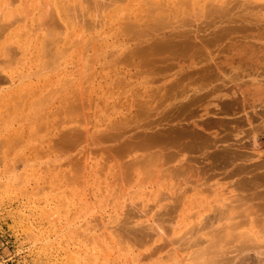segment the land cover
I'll return each mask as SVG.
<instances>
[{"label":"bare ground","instance_id":"1","mask_svg":"<svg viewBox=\"0 0 264 264\" xmlns=\"http://www.w3.org/2000/svg\"><path fill=\"white\" fill-rule=\"evenodd\" d=\"M1 1V0H0ZM4 1V0H3ZM15 0H5L4 2H1L0 4V58L1 59H3L4 60V68H5V71H4V69H1L2 68V60H0L1 62V64H0V69H1V73L2 74H4V72H6V73H8V74H14L15 72H17L18 73V71H20L19 70V67L21 66L20 65V63L21 64H23L24 62H25V60L27 59V62L28 63H30L29 62V60H28V58L25 56V57H22V56H20V54L22 53V54H24L23 52H22V50H23V48H24V52H25V54H27L28 53V55L30 54L29 53V51H27V46L26 45H24L25 43H23V46L24 47H21L22 45L20 44V41H22L23 39L24 40H27V39H25L26 37H23V36H25V34L27 33L26 31H24V30H26L25 29V27L27 28L28 27V25H29V22L30 21H32V24L35 22H37L38 23V21L40 20H38V18H37V14H39L40 16H42L43 18H45V19H47V21H46V23L45 24H43V22H40V24L38 23H36L35 25L36 26H33L34 28L36 27L37 29H38V27H39V25H43V27L46 25V27L48 28L47 29V31H46V33H45V35L46 36H44L43 34V36L42 37H40L41 35L40 34H36L37 36H38V40L36 39V37L37 36H35V38L33 39H31V40H33L34 42V44H37L36 42H38V46L37 45H34V46H32V47H40L39 49H38V51H34L35 52V54L37 55V56H35L34 55V52H31L32 50H34V49H32V47H30L29 49H32V50H30V52L32 53V55L34 56V59L35 58H37L38 59V68L35 66L36 65V62H35V65H34V67L35 68H37L36 70H34L35 68H33V73L34 74H36V71H37V74H38V72H39V75H42V76H44L45 78L43 79V80H41V81H44L43 82V84L41 83V81L38 79V82H37V80L36 81H34L35 83L37 82V83H40L41 85H42V87L41 88H37V87H35L34 85H35V83H34V87L33 88H37V89H35V92H36V94L33 92L34 90L33 89H31V85L29 86V87H27L28 85V83H27V81L29 80V81H31L30 79V77L32 76V80H33V78H35V77H39V75L38 76H34V75H29L31 72H32V70L30 69V73L27 75V72H26V74H25V76H26V78L27 77H29V79L27 80L25 77H24V75L22 76L20 73H16L15 75H18V76H16V78L18 77L19 78V80L21 79V81L23 82L24 81V79L25 80H27L26 82L24 81L23 82V85L24 86H22L21 85V81H20V84H19V87L20 86H22V87H16L15 86V88L13 89V88H11V89H13V90H9V91H5V89H4V91L3 90H1V88H0V107H1V105L3 106V107H5V105L7 106V108H4V109H8L7 111H8V113H11V115H10V117L12 118L13 117V114H12V112H11V109H13L12 108V106H13V104L12 103H14V105H15V103H16V106H17V104H18V106H19V104L20 105H22V104H24V103H22L23 101H21V100H24L25 98V95L24 94H26V93H28V94H26L28 97H32L33 98V100L32 99H30L29 101H31L29 104H30V106H29V104H27L29 101L28 100H26V103L25 104H27L28 106H29V108H30V110L32 111V109L37 105V108H35V109H33V114H35L34 116H32V117H30L31 119H30V121H32V118H35V116H37V110H38V108L40 109L39 111H38V115H39V117L37 116V119H40V123L37 121V119L35 120V123H34V121H32L34 124H36V123H38V124H36V126L34 125V127H33V123L31 122L30 123V129L31 130H35L34 128H36V129H39L38 127H40V131L39 130H37L35 133L37 134L38 132L41 134V133H43V132H41L44 128V126H48V128L50 127L49 125H53V124H55V122H56V119L57 118H60L59 117V115L61 116V115H63V118H60L61 120L63 119L64 120V115L66 114H60V113H63L64 111H63V109H62V111L63 112H61V111H57V113L59 114H57V116H56V118L54 117V115H56V110H60L61 108H63V106L64 105H62V106H60L61 104L60 103H62V101H61V99H64L62 96L65 94L64 92H67L66 94H69V99L67 98V95L65 94L64 96L67 98V102H68V104H67V102H63V104L64 103H66V105H68V107H65L64 108V110H65V112H67V114L68 115H71V117L69 118V120L70 119H72V117L75 115V113H73V112H76V116H74L75 117V119H74V117H73V119H74V123L73 124H75L76 122V124L80 127V126H82V127H68V129L67 130H65V135H63V139H61L62 141V143L61 142H59L61 145H63V144H66V146H68L67 144H71V143H73V142H75V141H77V142H75V143H78L79 141H80V139L81 140H83L84 138V136H87V135H85V134H88V133H86V131H90V130H88L87 128H86V126L85 125H87V127L89 126L88 124H85V123H88L87 122V120L89 119V116L90 115H87L86 116V114H87V112L88 111H90V110H88L89 108L91 109V107L92 106H90V105H92L93 103H92V100H93V93H94V90H92V91H89V90H91L92 89V85H93V82L92 81H95V80H93V77L95 78V75H97V74H95V72L96 71H98V70H94L93 69V67H95L94 65H96L97 64V62H99V64H97V65H102V64H100V63H102V62H104L103 61V59H99V58H102L101 57V55H100V52L101 51H103V50H105V48H107V44H108V47L110 46V42H108V39H105V36L107 35L106 34V32L105 31H103V30H101V31H103V32H99L98 30H97V26L101 23L100 22V20L99 19H101L102 18V16H103V14H104V11L105 10H107V9H109V7H113L114 5H116V9H119V11L118 10H116V12L118 11V13H117V15L118 14H123V15H126L125 17H126V19H127V23H118V25H121L122 24V28H121V30H123V28H125V30H124V32H128L129 34L128 35H130V36H127L128 38H130V40H135L134 42H135V47H133L134 48V50H133V55H132V58H131V56L129 57L130 58V61H132L134 58L133 57H137L138 58V60H137V58H136V61H137V63L138 62H140V63H144V61H145V56H147V54L149 53V55L151 56H154V58L151 60V61H146V63L145 64H147V65H152V66H154V69H157V67L161 64V63H163L164 61H165V58H163V56L164 55H166L167 57L170 55L171 56V58H169L168 60L170 61V59H173L172 57H177L178 56V58H175L174 59V62H173V60L171 61L172 63H175V60L177 59V61H178V59L179 58H183L185 55L186 56H189V59L187 58V59H185L186 61L187 60H193V58H194V56L195 55H198V53L199 52H201L202 50H206V48L204 47V44H205V42L202 40L203 39V37H205V36H207V35H205V33H204V36L202 37V39H198V36L196 37V31H194L193 29L194 28H196V27H194L193 29L191 28L192 27V23L194 22L195 23V21L197 22V21H200V24H201V21H203V20H207L206 21V24H205V26H207L206 28H208L209 29V27H211V26H215V28L213 29V30H211V28L207 31V32H209L210 30H211V32H212V36H211V32L210 33H208V34H210L208 37L210 38V36H211V38H210V40L209 39H206V38H208V37H205L204 38V40L206 39V40H208V43L207 44H209V43H211V41H212V44H213V42H216L217 44H216V46H218V44H220L221 42L224 44H220V46H225V49L227 50L228 48V51H230L231 52V50H230V48L231 49H233L232 51L233 52H235V53H233L232 55H234V57L232 56L231 58L229 57V56H231V55H226L227 54V52L224 54L223 53V48H222V53H220L221 55L222 54H224L225 56H226V58L224 57V55L223 56H221V57H223L225 60H229V59H231V61L230 62H228V64H229V67L227 66V65H225L224 63L226 62V61H224V66L226 67V69L228 70L227 72H226V69L223 67V64H222V60H224V59H222V60H218L217 59V62H219L220 61V67L218 66V64H217V62H215L216 61V59L215 58H213V57H215L216 55H217V53L216 52H218L219 50H216V49H214V50H211L212 52L213 51H215L216 50V52H214L215 53V56H213L214 54H212V52L210 51L209 52V54L211 53L212 54V56H211V58H212V60L215 62L214 64H211V65H209V66H207V68H204L203 67V71L205 72L203 75H202V78L204 79V82H202V84L201 85H199V86H196L195 88H191L190 87V85L189 86H187V87H190V89L188 88V90H187V88L186 89H184L185 88V86H183V91L182 92H171V93H169V94H171L172 96L171 97H169L170 98V101H171V99H173L172 101V103H169V104H165L164 103V109L166 108V107H168V109H170L169 110V112L167 111V112H164V114H167V113H169V115H172V117L173 116H175V117H177L178 118V116H180V117H184V119H183V121H180V119H179V122H176V121H178V119L175 121V123L174 124H172L173 123V121L172 122H170V123H168L169 121H168V119H171V118H168L169 117V115L166 117V118H168V119H165L164 121L166 122L167 121V125H166V123L163 125V124H160L159 126V128L161 129V128H163V126H164V130L162 129V130H152L151 132L150 131H148V132H150L151 134H149V135H147L146 134V132L147 131H143V132H145V136L147 137L148 136V138H149V140L150 141H153V142H155V143H157V142H159V143H161L160 145H165V148H166V146H167V148H166V150H164L165 148H164V146H163V149L162 150H160L161 148H162V146L161 147H157V148H159V150L160 151H167L168 149H171V150H173L172 148L173 147H175L174 149H176V150H174V151H178L177 152V154H178V161H177V163L178 164H180V165H178L177 163H176V161H175V159H176V153H174V154H170L171 153V150H168L166 153H168V152H170V153H168L167 154V159L170 161V164H169V162L167 163L166 162V164H167V166L166 165H164V162L161 160L162 158H163V156H161L159 153H157V151H155L154 149H151V147L153 148V145L150 147L149 146V149H151V151H153L154 150V152H151L150 150V152H148V153H150V154H147L146 153V151L145 150H148V149H146V147H145V145L144 144H141V143H145V141H142L141 143H140V141L138 142V143H140L141 145H142V149H140L141 148V146H139L140 144H138L137 143V145H135V141L134 140H132V141H134V142H131L132 144H130L131 146V149H128L130 152H131V150H133V156L135 157V159L134 158H132L133 156H131L132 155V153H131V157H129L130 158V160H129V158L127 157V155H126V157L122 154L123 152L122 151H125V153L124 154H127V152H128V154H129V151H127V147H129V143H127V141H125V143L123 144V142H122V140L119 142V143H121L122 142V144H120L119 145V143H118V145L120 146V149L122 148V149H124V150H122L121 149V151H120V154H121V156L122 157H120V154L117 152V151H119L120 149H119V146L116 144V138H118V139H120L121 138V136L123 137V139L125 138V135L123 136L122 134L124 133V134H126V133H128V131H130V134L132 133V135H130L131 137H130V139L132 138L133 139V134H135V133H133V131L134 130H136L135 128H128V127H126L127 129H128V131H127V129L126 128H124L123 126H122V124L124 125V126H126L127 125V123L126 124H124L125 122H121L120 120H122V119H120L119 121H115L114 122V126L112 127L111 125V127L110 126H108V127H110V129L109 128H107L108 130H109V132H108V130L106 129V127L105 128H103V129H105V131H106V134H105V136H99V137H95V139L96 140H100V139H106L107 141H106V143L108 142V141H113V140H115L113 143H112V145L115 143L116 145H115V147H117V148H114L115 149V152H116V154H115V152L114 151H112V149H111V151H108L109 153L110 152H113V154H114V156L115 155H117L118 154V156L120 157V158H118V156H116V158L114 157V156H112V154H111V156H109L108 155V153H107V155H105L104 156V154H106V153H104V151L107 149H100V145H96V149H95V147H92V146H94L93 144H94V140L93 141H91V142H93V143H88L89 142V140L87 139V138H89L91 135H89L88 134V136L87 137H85V140H86V142L88 143V145H91L90 146V149H84V150H82V154H83V158L85 157V152H89V150H90V154L91 155H89L90 157H92V151H94L93 149H95L98 153H99V149H100V152L102 151V153H104V154H102L101 153V155H102V158H104L105 157V159H102V161L103 160H105V161H108V160H110V159H115L116 161L114 162V160H112L111 161V164L108 162L107 164H110V165H106V162L104 161V165H100L101 163L103 164V162H101L100 163V161H97V165H100V168H99V166H96L97 168H99V169H97L96 167V169L99 171V172H101V171H103L104 169L106 170V166H108V170H110V169H112V167H110L111 165L112 166H114V163L116 164V166L118 165L117 164V160H118V162H119V165L120 166H118L119 168H116L117 170V172H115V170L114 169H112L111 171L114 173V175L113 176H115V178L116 179H112V175L110 176L109 175V173H111V171H108L107 173H105V175H106V177H111V179L112 180H110V179H108L107 180V182L108 181H115V183L113 182V184L112 183H110V182H108L107 184H105V186H107V188L108 189H110L111 190V186H115V187H118V188H116L117 190H118V193L120 194V191H121V193H122V195L120 196L119 194H117V193H115V194H117V196H115L116 198H120V197H122L121 199H122V201L124 202V204L126 203V200H127V198H128V200L130 201L131 199L129 198L130 196H131V194H132V192H134V191H132V190H127V194H125L124 193V190L127 188V186H129L130 187V185H126V183H123V181L125 182V180L127 181V182H129V181H132L131 179L132 178H134L133 179V181H136L137 180V178H138V176L136 175V179H135V176L134 177H132L131 178V176L133 175H131V173L133 172L134 174H136V172H138L137 170V168H140V174L142 173V174H144L145 176L144 177H147V175L149 174L148 172L149 171H151L152 172V170L153 169H151L152 167H150L151 165L155 168L156 166L155 165H158L159 163H160V161H162L157 167H156V169H154L153 171L155 172H153L154 173V175H156L157 173H159V172H156L161 166H162V163H163V166L165 167H167V168H164L163 166L161 167V168H163V169H167V170H163L164 172H162V170H161V168H160V173L158 174V176H152L153 178H152V181H153V179H154V181L156 182L157 180L155 179V178H157V177H159V178H157V179H160V178H162L161 177V172L163 173V175H166V172L168 173V174H173V175H177V179H179L178 177H179V175H181V174H183L184 173V169H186V167L188 166H186L185 164L183 165V162H184V159L182 158V154L184 153H182V149H186V150H184L185 152H188V150L189 151H201L202 150V152H203V154H206V150L208 151L209 149H215V150H210V152H211V154L209 155V154H206V155H208V158L209 159H214L215 161H216V163H217V161H218V164H215L214 162V165H216L215 166V168L217 169V167L218 166H221L220 167V169L219 170H221V168L223 167L224 168V171H226L225 173H226V175H227V178L226 177H224V178H226L227 179V181L230 179V180H232V178H233V180H234V178H236V180H234V183L232 184V185H235L234 187H236V189L239 191V192H237V191H234L233 189H231V191L229 192V194L227 193L229 190H230V188L229 189H226V190H228L227 192H226V194H228L227 196H225V194H224V192H225V190L223 191V194H224V198L223 197H221V196H223V194H222V192H220V194H222L220 197H221V199H220V203L217 201V205H215V206H211L213 203H211V202H213V201H211L210 203H209V200H207V197L209 196L208 194H210V192H208L206 189H211V192H212V189L214 190V186H219V185H217V182L216 183H214L213 181H214V177L216 176H218L219 175V173H217V172H220V171H218V169H217V171H214V170H216V169H214V166L212 165V167H211V165L209 166V164H208V161H210L208 158H206L207 160H205L204 158H203V156H202V152L199 154L198 153V155H200L199 157H198V160L199 159H203V161L202 162H204V163H202V162H200L199 163V161L197 162L198 163V165H197V163L195 164V165H197L196 166V168L198 169V167L199 168H202V170L201 169H199V170H197L199 173H200V171H203V173H200L199 175H201L200 177H199V175L198 176H196L197 178H198V180H197V182L195 181L196 180V178H195V180H191V181H195V183H194V185H193V187L195 186V187H197V186H201L200 188L198 187V189L197 190H199L200 189V192L199 193H201L202 194V192L203 191H201V188H202V190L204 189V186L206 187V189H204V194L206 193L205 192V190L208 192L205 196H207V197H205V200H204V198H203V201H204V203L206 202V204H204V205H206V206H208L207 204L209 203V206L208 207H210V208H208V207H206V209H203L204 207L203 206H201L200 208L202 209V211L201 210H199L198 212L195 210V212L194 211H191V212H193L192 214L193 215H191V214H186L187 212H189V211H187V209L189 208V205L190 206H197V204L199 203V201L200 200H202V198L201 197H199V198H201V199H198V197H195V195H193V194H195V193H193V194H191V191H190V193H189V191L187 190L188 188H186L185 190H186V192H185V190H183L182 191V194H181V191H180V195L178 196V194H176L177 193V191H179L180 190V187L181 188H183L184 186L183 185H186L185 183H187L188 182V179H189V184H191L190 183V177L187 179V181H186V178H185V175H184V178H182L183 177V175H182V177L180 176V181L178 182L177 181V179L175 180L174 179V177H176V176H173V177H171L172 178V181H174V182H177V184L178 183H181V184H178V186H180V187H178L177 186V184L176 183H173V184H175V186L173 187L172 185H170V184H172L171 182L169 183V184H167V185H170L171 187H173V189H172V191L174 190V192H171V195H173L175 192V194L177 195V197L176 196H174L173 195V197H172V199L175 197V199H174V201H172L171 200V202H170V204L172 203V206H170V207H168L167 208V210L165 211L164 209V214L163 215H165V218H166V216L168 215V214H170V217L171 218H168V220L170 219V221H168L169 223H167V221L165 222L164 220H161V218L163 219L164 217L162 216L161 217V212L162 211H160V215H158V214H156L157 216L155 217L154 215L155 214H152V215H150L151 213H149V212H151V210H152V213L153 212H155V210L156 209H158V208H156L157 206L156 205H153V204H157L158 206H159V202L158 203H155V202H157V201H154V200H156L157 198H158V201L159 200H163V199H161L162 197L163 198H165L163 195L164 194H162V193H157V192H159V191H157L156 192V190L154 191V189H153V191L157 194V196L156 197H154L155 196V193L153 192V197L154 198H151L152 196V194L150 195H148V191L146 192V191H144V194H143V196L142 197H146V195H147V197H149V200L151 201V200H153V201H151V202H154V203H150L149 204V201L148 202H146V200L148 199L147 197V199L145 200V202H140V200L142 199H144V198H141V191H140V197H139V194L137 193L138 192V189H136L135 190V193H133V194H138V196H137V198H138V200H139V205L141 206V203L143 204V203H145V204H149V207H150V205L151 206H153L154 208H156L155 210L154 209H151V210H149V209H147L148 208V206L146 207H143V206H141L140 208H141V210L139 209V206H138V208H137V202H138V200H137V198H136V205H135V209H136V213H134L135 212V209H133L132 210V207L134 208V206H132V207H130V209L132 210V212L130 211V216L131 217H134L133 215L135 214V215H141L140 217H144V214L146 213V215H147V213L152 217V219L149 217V216H147L148 217V219H151L150 221H152L153 219H156L157 218V223L155 224H150V222L148 221V219L146 218V217H144V218H146V219H142V226H140L141 225V222H140V224H138L139 223V220H141L140 218H139V220H137V218L139 217H137L136 218V220L138 221V223L136 222V220L133 218V221L135 220V222L138 224H136L135 222H133V221H130V219L132 220V218L130 217V216H128L129 215V213H128V215H127V213H126V211L127 212H129L128 210L129 209H127L128 207H129V204L131 205H133L134 204V200H135V195L133 196V194H132V197L131 198H133L132 200H131V202H128L129 204L127 205L126 204V206H124V207H126L125 209H126V211L125 212H123L125 209H121L120 211H122V212H119V208H118V206H117V208H118V213H116V214H114V212H115V210L117 209L116 207H114V208H116L115 210H114V208L112 209V210H114V211H112L113 213L112 214H114L111 218H112V220L110 219V217H109V219H106L105 220V218H104V216H102V215H99V216H101V217H99V216H97V217H95V214H94V212L92 211V212H90L89 210L91 209H89V210H87L89 207L88 206H93V208H95V207H97L98 206V204H97V206H94V204L92 205L91 203H90V205H88L87 203H89V202H91V198H89L90 199V201L88 202V201H85L83 198H81L80 199V201H76L75 202V204H77L78 202L79 203H82V204H80V206L81 205H83V207L81 206L80 207V210H81V216H83V213H82V211L84 212V213H87L88 211V213H87V215L88 214H90V213H92V214H94L93 215V217H91V216H89L88 215V217H90V219L91 220H89V219H87L86 220V218H85V220H86V222H82L81 220H80V215H79V217H78V219H76L77 217H75L74 218V216H73V219L74 220H72V217H71V220L72 221H69L70 219H69V217H67V214H69V211H65V212H63L64 211V209H66L69 205H72V206H76V205H74V204H71V201L70 200H72V199H70V198H68V199H70L69 201H70V203H69V201L68 200H66L65 201V199H67V197H66V194L68 193V191L70 192V190L68 189V191L67 192H65L66 194H64L65 195V199H63L64 201H65V203L67 202V204H68V206H67V204H65L63 201H62V204H61V200H62V197H58L57 196V191L56 192H54V193H52V191L54 190V189H56V186L54 185V188L52 187V191H51V193L52 194H56L54 197L57 199V202H56V204H55V198L53 197V195H51L50 194V191H49V195H47L48 193V191L47 192H44V193H46V196H45V194H43L42 196H45V197H42L41 196V198H47L48 196H50L51 197V199H54V201H53V203L55 204V206L57 207V203H58V201H60L59 203L61 204V205H63V208H60V209H63L62 210V213H65L64 214V216H66L65 218H66V221H65V218H64V216L62 217V223L63 224H66V223H68V222H70V223H74V221H75V219L77 220V222H78V220H80L81 221V223H79L78 224V227H77V224H76V227H77V234L76 235H78L80 238H81V236L82 237H84L83 239H85L86 241H89L90 240V243H92L93 245H94V247H93V245L92 246H87V244H88V242H86L85 240H83V242L85 241V243H86V246L88 247V248H95V249H97V248H102L103 247V245H106L107 244V247L108 248H113L114 250H116V247H117V245H119V247H120V245H121V248H128V249H130V252H132V253H130V254H134L133 253V247L135 246V248L137 247L136 245L138 244V246L139 247H137V249H136V251L138 250V248L141 250V248H142V246H143V244H145V242L147 243L148 241L147 240H149V241H151L152 242V239H153V236H155V234H156V240H153L154 241V243H155V241H157V236L159 235V237H158V239H163V238H165L164 236H169V239H168V236L166 237L167 238V240H165V243L164 244H166V246H170V247H172V248H174V250H169L168 248L166 249V253H167V255H166V253L164 254V259L166 258L167 260H168V264H264V159H263V157L261 156V154L263 153V151H260V149H262V148H260V147H263V150H264V146H261L262 144H264L263 142H260L261 141V139H264V136H262V135H264V44H262V42L261 41H259V40H257V38L255 37L254 39L253 38H251V40L253 39V41H250L249 40V38L250 37H252L254 34H252L251 33V31L250 30H248V28L247 27H249V29H250V26H248V25H253L254 26V28L257 30L258 28H256V27H258L256 24H258L257 22H258V19H257V17H255V18H253V16H254V10L253 9H257L258 11H256V12H258V14H259V8L261 9L262 7H264L263 5H256L257 4V2L258 3H262V2H264V1H262V0H257V1H255V0H200L199 2H202L201 4H199V2H194L195 0H177L178 1V3H176V2H173V1H175V0H173V1H171V0H72V1H70V0H50V2L48 1V0H46V1H48L47 2V4H48V6L49 5H53V6H49L50 7V10L48 9V12L50 11V13H49V15H44L43 16V14L41 13V11L42 12H45V10L43 11L42 9H41V11L40 12H38V10H36V19H33L34 18V16L35 15H33L32 13L34 12L35 13V11H34V9L33 8H35V9H39L40 10V7H39V5L41 6V7H43V4H44V9H46L47 7H45V3L43 2L44 0H42V3L43 4H41L38 0V3H40V4H38L37 6L39 7H35V4L34 3H36L35 1H33V0H30V1H28V2H30V4L28 3V5L26 4L27 2H24V3H22L23 2V0H21L22 2H20L19 4H22L21 5V7H19L18 6V8L16 9V11L13 9V11L14 12H12V10H11V12H8L7 11V9L9 10V7H11V5L13 6V2H14ZM17 2H19L20 0H16ZM25 1V0H24ZM52 1V2H51ZM62 1V2H61ZM70 1V2H69ZM241 1V2H240ZM17 2L15 3L16 4V6H17ZM34 2V3H33ZM173 2V3H172ZM246 2V3H245ZM253 2H254V5L256 6V7H254V6H251V5H253ZM256 2V3H255ZM4 5H3V4ZM34 4V7L33 6H31V4ZM14 4V5H15ZM32 4V5H33ZM46 4V5H47ZM62 4H63V6H62ZM263 4V3H262ZM25 7H27L28 6V8H25V9H22V13L20 12V8H23L24 6ZM27 5V6H26ZM195 5H197L195 8H194V6ZM23 6V7H22ZM136 6H138V8H139V15H138V13H137V15L136 16H133V14L136 12H133L132 13V10L133 9H136L137 10V8H135ZM14 7V6H13ZM29 7H33V8H29ZM198 7H199V9H198ZM257 7H259V8H257ZM114 9V8H113ZM18 10V11H17ZM23 10L24 11H26V13H24L23 12ZM32 10V11H31ZM47 10V9H46ZM262 10L264 11V8L263 9H261V11L260 12H262ZM60 11L62 12L61 13V15H60ZM108 11V10H107ZM113 10H111V11H109V12H112ZM16 12V13H15ZM17 12H19L20 14L19 15H17L18 13ZM106 12V11H105ZM109 12H107V14H106V16L107 15H109L107 18H109L110 17V19L112 20V18L111 17H113V13H109ZM116 12H115V14H116ZM29 13L31 14V15H33V20H38V21H34L33 22V20H29L28 18H30L31 16L29 15ZM58 13H59V15H60V17L58 16ZM64 13V14H63ZM125 13V14H124ZM14 14H15V16H17V17H15V19H12V18H14L13 16H14ZM24 15V14H26V15H24V17H28V15H29V17L28 18H26V20L28 21L29 20V22H27L26 23V25L23 27L22 26V23H20L21 21L19 20V18L21 19V17H23L22 15ZM45 14H47L46 12H45ZM130 14H132V15H130ZM261 14V13H260ZM259 14V15H260ZM21 15V16H20ZM65 15V16H64ZM122 15V16H123ZM62 16H64V18L65 17H67V19H68V21H70V19H73L72 21H73V23H74V21H77V25L75 24V26L76 27H74V28H79L78 29V31H80L79 33H78V31H74V33L76 32L77 33V35H76V39H73V37H74V34L73 35H71V37H72V40H70L69 39V37H68V35L69 34H71L68 30H70V29H72V28H70L69 27V29H68V27H67V25L66 24H68L67 23V21L65 22L63 19V17ZM68 16H69V18H68ZM118 16H120V15H118ZM139 16H140V18H139ZM23 17V19H25ZM39 17V16H38ZM48 17V18H47ZM88 17V18H87ZM98 17V18H97ZM144 17H146V21H143L144 23H141L142 21L140 20L141 18H144ZM18 18V19H17ZM39 18H41V17H39ZM42 18V20H45V19H43ZM87 18V19H86ZM104 18V17H103ZM107 18L105 17V19H106V21H108L107 20ZM119 18V17H118ZM118 18H115V19H118ZM11 19V20H10ZM22 19V20H23ZM31 19V18H30ZM62 19V20H61ZM126 19H125V21H126ZM199 19H203V20H199ZM12 20H14L13 22L14 23H17V22H19V24L22 26V28H21V26L20 25H18L19 26V29H21L20 31H21V33H20V31H19V33L20 34H23V35H20L19 33H18V31L16 32V30L15 29H13L12 28V26H13V22H12ZM16 20H18V21H16ZM124 20V19H123ZM263 20V19H262ZM23 21H25V20H23ZM22 21V22H23ZM41 21V20H40ZM105 21V20H104ZM113 21H115L114 19H113ZM124 21V22H125ZM141 21V22H140ZM245 21L247 22V24L245 23ZM26 22V21H25ZM66 24H65V23ZM119 22V21H118ZM123 22V21H122ZM204 23H205V21H203ZM202 22V24H204ZM193 23V24H194ZM250 23V24H249ZM261 22H259V24H260ZM25 24V23H24ZM106 24V25H105ZM105 24H103V25H105V26H108V24H110V22L107 24V22L105 23ZM125 24V25H124ZM201 24V26H203ZM238 24H240V26L238 25ZM244 24V25H243ZM264 24V23H263ZM38 25V26H37ZM80 25V26H79ZM102 25V24H101ZM123 25L125 26V27H123ZM195 26H197L196 24H194ZM245 25H247V26H245ZM256 25V26H255ZM262 27V29H261V31L263 30L264 31V25H262V24H260ZM59 26V27H58ZM77 26H79V27H77ZM204 26V27H205ZM15 27L17 28V26L15 25ZM42 26H40V28H41ZM43 27L41 28V30L43 29ZM57 27H58V29L59 30H57ZM62 27V28H61ZM199 27V26H198ZM197 27V28H198ZM12 28V29H11ZM24 28V29H23ZM32 29V26L30 27H28V29ZM35 28V29H36ZM39 28V29H40ZM54 28H56L55 29V31L57 32H55L54 31ZM99 29L101 28H103V26H101V27H98ZM203 28V27H202ZM202 28H201V30H202ZM259 28H260V26H259ZM18 29V28H17ZM18 29V30H19ZM28 29H27V31H28ZM45 29V28H44ZM199 29V28H198ZM204 29V28H203ZM217 29V30H216ZM66 30H67V33H66ZM106 30V29H105ZM111 30V29H110ZM205 30V29H204ZM203 30V31H204ZM207 30V29H206ZM260 30V29H259ZM22 31H24V32H26L25 34H24V32L22 33ZM29 31H32V32H29V33H33V29L32 30H29ZM37 31V30H36ZM36 31H34V32H36ZM72 30H71V32H73ZM261 32V33H264V32ZM120 32V31H119ZM118 32V33H119ZM122 32V31H121ZM120 32V33H121ZM196 34H195V33ZM198 32V31H197ZM202 32V31H201ZM205 32V31H204ZM238 32H240V33H242V34H245V32L247 33V32H250V34L252 35V36H247L246 34V37H239V34H238V37H239V39H240V41H239V39L236 37V39L237 40H235V42H234V39H235V35H236V33H238ZM16 33H17V35H20L19 37L20 38H18L17 36H15L16 35ZM69 33V34H68ZM85 33L87 34L86 36H84L85 35ZM119 33V34H120ZM200 33V30H199V32H198V34ZM28 34V33H27ZM35 34V33H34ZM34 34H31L32 36H34ZM68 34V35H67ZM79 34H83L82 36L83 37H81V36H79ZM106 34V35H105ZM115 34V33H114ZM207 34V33H206ZM232 34H235L234 35V37H233V41L232 42H234V44L231 42V40H229V37H225V36H230V38L232 37L231 35ZM249 33H248V35H250ZM105 35V36H104ZM117 35V34H116ZM115 35V36H116ZM122 35V34H121ZM125 35H127V33L125 34ZM203 35V34H202ZM262 35V34H261ZM14 36L16 37V38H18L17 40H19L17 43H18V45L21 47V50L19 51V49H20V47H17V44L14 42V41H16V39L14 40ZM26 36H28L27 38L28 39H30L29 38V36H30V34H28V35H26ZM70 36V35H69ZM78 36V37H77ZM109 36V35H108ZM237 36V35H236ZM263 36V39H264V34L262 35ZM261 36V37H262ZM23 37V39H21ZM79 37H81V40H79L80 38ZM107 37V36H106ZM221 37H224L225 39H226V41L227 40H229V42L227 41V42H223V41H218V40H216V38H221ZM247 37H249L247 40L246 39H244V38H247ZM254 37V36H253ZM67 38L69 39V40H67ZM117 38V37H116ZM121 38V37H120ZM21 39V40H20ZM36 39V40H35ZM122 39H123V37H122ZM201 40L200 41V44L199 43H197L196 42V40ZM211 39H215L214 41L213 40H211ZM244 39V40H243ZM255 39H256V41L258 42H256L255 41ZM263 39H261V40H263ZM14 40V41H13ZM74 40V41H73ZM106 40V41H105ZM129 39H128V42L127 43H130L129 41H130ZM221 40H224L223 38L221 39ZM28 42H30L29 40H27ZM70 41V42H69ZM72 41V42H71ZM115 41V40H114ZM118 41V40H117ZM127 41V40H126ZM210 41V42H209ZM237 41H238V43H237ZM15 43V44H13V43ZM67 42H69V43H67ZM76 44V45H73L74 43ZM107 42V43H106ZM133 42V43H134ZM201 42H203V43H201ZM220 42V43H219ZM27 43V42H26ZM63 43H65V44H67V45H72V46H77L78 45V47H76V49H74L72 46L70 47V46H59L58 47V45L59 44H62L63 45ZM113 43V42H112ZM227 43H231L230 45L229 44H227ZM263 43H264V40H263ZM12 44V45H11ZM30 44V43H29ZM28 44V45H29ZM131 44H132V42H131ZM207 44H205V45H207ZM212 44H210V45H212ZM226 44V45H225ZM233 44V45H232ZM31 45H32V42H31ZM113 45V44H112ZM213 45H215V44H213ZM13 46H15V47H13ZM30 46V45H29ZM28 46V47H29ZM126 46V45H125ZM209 45H207V47H208ZM226 46H227V48H226ZM230 46V47H229ZM70 47V48H69ZM80 47V48H79ZM129 47H130V45H129ZM210 47V46H209ZM19 48V49H18ZM72 48H73V50L75 51L76 50V52L78 51V55H76L77 57L78 56H80V58L78 57H76L77 59L75 60V57L72 59V58H66V56H67V54L70 52V54L69 55H72L73 56V53H71V51H73L72 50ZM111 48V47H110ZM123 48V47H122ZM205 48V49H204ZM212 48V47H211ZM221 48V47H220ZM28 49V50H29ZM208 50H209V48H207ZM213 49V48H212ZM71 50V51H70ZM108 50V49H107ZM121 50V49H120ZM129 50V49H128ZM131 50V51H132ZM73 51V52H74ZM119 51V50H118ZM130 51V50H129ZM221 51V50H220ZM90 52V53H89ZM122 52V51H121ZM128 51H126V53H127ZM204 52V51H203ZM230 52H228V53H230ZM5 53H6V55H5ZM10 53V54H9ZM38 53V54H37ZM40 53V54H39ZM75 53V52H74ZM86 53H89V55H87ZM109 53H110V51H109ZM129 53V52H128ZM219 53V52H218ZM10 56H9V55ZM102 54V53H101ZM106 54H108V53H106ZM105 54V55H106ZM140 54H143V55H145V56H143V58H144V61L142 62V60H140L141 58H139L138 57V55H140ZM167 54H169V55H167ZM206 54L207 53H205V56H206ZM220 54H219V56H220ZM69 55L67 56V57H69ZM75 55V54H74ZM100 57H99V56ZM103 55V54H102ZM112 55V54H111ZM121 55V54H120ZM124 57H125V54L123 53L122 54ZM200 55V54H199ZM19 56V57H18ZM31 56V55H30ZM114 56V55H113ZM116 56V55H115ZM119 56V55H118ZM117 56V57H118ZM162 56V57H161ZM181 56V57H180ZM185 56V57H186ZM201 56V55H200ZM199 56V58H197L198 60V62L199 61H201L202 60V62L203 63H205V61L201 58ZM205 56H203V57H205ZM218 56V55H217ZM216 56V57H217ZM227 56H228V59H227ZM236 56V57H235ZM2 57H4V58H2ZM8 59H7V58ZM32 57V56H31ZM86 57H88L87 59H85ZM97 57H98V59H99V61H97L98 59H97ZM24 58H26V59H24ZM113 58H115V57H112V59H111V56H110V58H109V61H110V59H111V63L110 64H114L115 62H116V64H114V65H116L117 66V62H118V64L121 62V60H122V58L123 57H119L118 59H115V60H113ZM129 58H127L128 60H124L127 64H128V62H130L129 61ZM181 58V59H182ZM192 58V59H191ZM201 58V59H200ZM208 58V57H207ZM210 58V59H211ZM218 58V57H217ZM71 59V60H70ZM106 59V58H105ZM219 59H220V57H219ZM5 60H6V62H8V63H5ZM30 60H31V63L30 64H32L33 65V57L32 58H30ZM86 60V61H85ZM164 60V61H163ZM167 60V59H166ZM208 60V59H207ZM35 61H37L36 59H35ZM112 61H114V62H112ZM123 61V60H122ZM163 61V62H162ZM196 61V60H195ZM196 61V62H197ZM26 62V63H27ZM77 62L80 64L79 66L77 65ZM108 62V61H107ZM107 62H105V63H107ZM125 62H123V63H125ZM190 63L189 64H191V61H189ZM194 62V61H193ZM196 62L195 63H192V66H193V64H196ZM26 63L24 64L25 66H26ZM27 63V66H29V64ZM71 63L73 64V63H75V64H73V66L74 65H76V69L74 70L73 68H72V70L71 71H68L67 69H69L70 70V66H68V65H71ZM96 63V64H95ZM133 63V62H132ZM131 63V64H132ZM136 63V62H135ZM167 63H168V61H167ZM201 63V62H200ZM202 63V64H203ZM9 64V65H8ZM108 64V63H107ZM180 64H182V62H180ZM184 64V63H183ZM207 64V63H206ZM227 64V63H226ZM12 66V65H14L15 66V68H14V66H13V69H11L10 68V71L7 69L6 70V68L8 67V66ZM23 65V66H24ZM31 65V66H32ZM114 65H110V66H113L114 67ZM164 65H166V61H165V64ZM169 65H170V63L167 65L168 67H169ZM185 65V64H184ZM203 65H205V64H203ZM5 66H7V67H5ZM24 66V67H25ZM26 66V67H27ZM68 66V67H67ZM103 66L105 67V64H103ZM103 66H101V67H103ZM128 66V65H127ZM139 67H140V65H138ZM144 66V65H143ZM162 66V65H161ZM172 66H173V64H172ZM179 66V65H178ZM177 66V67H178ZM190 66V65H189ZM221 66L224 68V69H222L221 68ZM30 67V66H29ZM125 67V66H124ZM136 67V66H135ZM138 67V68H139ZM147 67V66H146ZM156 67V68H155ZM164 67V66H163ZM168 67H166V69L168 70ZM176 67V66H175ZM174 67V68H175ZM180 67H181V70H183L182 68L184 67V66H181L180 65ZM186 67H188V66H186ZM186 67H184L185 69H186ZM191 67V66H190ZM198 67H199V64H198ZM198 67H197V69H198ZM208 67H210V68H208ZM228 67V68H227ZM20 68H23L22 66L20 67ZM74 68H75V66H74ZM106 68H107V70L109 69V66L107 67L106 66ZM117 68V67H116ZM122 68V67H121ZM126 68V67H125ZM137 68V67H136ZM150 68H151V66H150ZM149 68V69H150ZM153 68V67H152ZM160 68L162 69V67H159V70H160ZM193 69H194V66L192 67ZM195 68H196V66H195ZM200 68H201V65H200ZM27 69V71L29 70L28 68H26ZM25 69V70H26ZM68 71V72H70V74H66L65 76H64V74L63 73H66V71ZM104 69V68H103ZM110 69L113 71V73L114 74H116V73H118L119 71V73H121L120 74V77H119V73H118V76L116 75H114V74H112V76L113 77H117V78H115V79H113V83L115 82L116 84H117V82L119 81V79L120 80H122L123 78H124V74H126L125 72H124V70L123 69H121V70H119L118 72L116 71V69L114 70V68H111L110 67ZM120 69V68H119ZM127 69H129V67L127 68ZM165 68L163 69V73H164V70H166ZM170 69H171V66H170ZM169 69V70H170ZM190 69V68H189ZM221 69L222 70H224L225 72H223V71H221ZM2 70L4 71V72H2ZM18 70V71H17ZM78 70V71H77ZM123 70V74H122V71ZM144 70V69H143ZM158 70V71H159ZM166 70V71H167ZM75 71H77V73H75ZM95 71V72H94ZM110 71V70H109ZM115 71V72H114ZM161 71V70H160ZM165 71V72H166ZM174 71V70H173ZM178 71V69H176V72ZM193 71H195V70H193ZM203 71L201 72V73H203ZM21 72V71H20ZM25 72V71H24ZM67 72V73H68ZM72 72V73H71ZM129 72V71H128ZM148 72H151V69L148 71ZM148 72H146V73H148ZM170 72V71H169ZM182 74H181V73ZM178 71L177 73H175L174 72V74H175V76L177 77V78H175L174 80L172 79V81H174V85L172 84L171 86H172V89L171 90H175V88H176V83H177V81L179 80V79H181L180 78V76L182 77V76H184L185 77V75L187 74L188 75V73L189 72H187L186 74L184 73L183 74V71ZM185 72V71H184ZM198 73H199V71H197ZM5 73V74H6ZM23 73V72H22ZM32 73V74H33ZM98 73V72H97ZM133 73V72H132ZM152 73V72H151ZM154 73H156V72H154ZM154 73H152L153 75H155ZM158 73V72H157ZM157 73H156V75H157ZM200 73V74H201ZM11 74H10V76H11ZM63 74V75H62ZM76 74V75H75ZM127 74H129V73H127ZM131 74V73H130ZM138 74H139V71H138ZM161 74V73H160ZM160 74H158V75H160ZM173 74V75H174ZM190 75H191V73H189ZM62 75V77L63 78H60L61 79V81H59L60 79H59V77ZM123 77H122V76ZM134 75H137V73L135 74V73H133V75L132 76H134ZM145 75V74H144ZM194 75V74H193ZM192 75V76H193ZM0 76H1V74H0ZM6 75H4V77H5ZM9 76V77H10ZM34 76V77H33ZM40 77V78H43V77ZM99 76V75H98ZM131 76V75H130ZM129 75L127 76L128 77V79H132L131 77H130ZM147 76V75H146ZM191 76V77H192ZM195 77H196V75H194ZM2 77V76H1ZM8 77V76H7ZM8 77V78H9ZM13 77V76H12ZM12 77H11V79H12ZM24 77V78H23ZM112 77V78H113ZM125 77H126V75H125ZM130 77V78H129ZM157 77H159V76H157ZM170 77H171V75H170ZM201 77V76H200ZM15 78V77H14ZM119 78V79H118ZM156 78V77H155ZM173 78V77H172ZM192 78H194V77H192ZM23 79V80H22ZM59 79V80H58ZM126 79V78H125ZM124 79V80H125ZM160 79H162V77L160 78H158V79H156V82H157V80L158 81H160ZM185 79V78H184ZM194 79H196V78H194ZM206 79V80H205ZM18 80V81H19ZM112 80V79H111ZM115 80V81H114ZM116 80H118V81H116ZM151 80H153V81H151V82H154L155 81V79H151ZM185 80H187V82H188V79H185ZM185 80H183V81H185ZM197 80V79H196ZM196 80H194V81H196ZM17 81V82H18ZM40 81V82H39ZM150 81V80H149ZM148 81V83H150ZM170 81H171V79H170ZM171 81V82H172ZM181 81H182V79H181ZM189 81H191V80H189ZM207 81V82H206ZM3 82V83H2ZM10 82H12V81H10L9 80V82H5V81H3V80H1L0 81V84L2 83L3 84V86L5 87L6 85H7V83H10ZM17 82H14V83H16V85H17ZM31 82H33V81H31ZM31 82H29V83H31ZM96 82V81H95ZM122 81H119L118 83H121ZM127 82H129L128 80H127ZM192 82V81H191ZM5 83H6V85H5ZM19 83V82H18ZM25 83H26V85H25ZM36 83V86H38V84ZM106 83V82H105ZM114 83V84H115ZM126 83V82H125ZM124 83V84H125ZM155 83V82H154ZM190 83V82H189ZM188 83V84H189ZM198 83V82H197ZM32 84V83H31ZM147 84V83H146ZM182 84V83H181ZM180 84V85H181ZM185 84H187V83H185ZM187 84V85H188ZM195 84V83H194ZM193 84V85H194ZM14 85V84H13ZM40 85V86H41ZM95 85V84H94ZM122 85H123V83H122ZM122 85L121 84H119V86H121L122 87ZM129 85V84H128ZM128 85H126V87L128 86ZM153 85V84H152ZM166 85V84H165ZM182 85H184V84H182ZM197 85V84H196ZM2 86V85H1ZM0 86V87H1ZM39 86V87H40ZM96 86V85H95ZM125 85H123V87H124ZM146 86V85H145ZM149 86V85H148ZM147 86V87H148ZM171 86H168V89H169V92H170V88H171ZM10 87H11V85H10ZM105 87V86H104ZM110 87H111V84H110ZM117 87H118V84H117ZM116 86H114V88H115V91H114V93L116 92V91H120V89H119V87H118V89L116 90V88H117ZM121 88V89H125V87L124 88ZM162 87V86H161ZM170 87V88H169ZM28 89L26 92H24L23 93V91H25L24 89ZM48 88V89H47ZM144 88V87H143ZM150 88V87H149ZM164 88H165V86H163V92H165V93H163L161 90H159V89H157V91H156V89H153V90H155L156 92V95L157 96H160L161 94H159V93H163L164 95L165 94H167L166 93V91H164ZM179 88V87H178ZM41 89H45V91H43V90H41ZM47 89V90H46ZM76 89H78V90H76ZM110 89V88H109ZM160 89H162V88H160ZM180 89V88H179ZM30 90V91H29ZM33 90V91H32ZM108 90V89H107ZM126 90V89H125ZM158 90L160 91V92H158ZM166 90H167V86H166ZM19 91V92H18ZM71 91V92H70ZM100 91V90H99ZM149 91V90H148ZM177 91V90H176ZM23 93V95H22V93ZM42 92H45V93H42ZM77 92V93H76ZM91 93L92 94V97L91 96H88L89 95V93ZM136 93H137V91H135ZM139 93L141 92V90H139L138 91ZM33 93V94H32ZM59 93H61V97L59 98V96H57V95H59ZM63 93V94H62ZM71 93V94H70ZM73 93V94H72ZM87 93H88V95H87ZM152 93V92H151ZM150 93V97H153L152 95H154V94H151ZM154 93V92H153ZM174 93V94H173ZM129 94V93H128ZM148 94H149V92H148ZM148 94H146V95H148ZM30 95H32V96H30ZM33 95H34V97H33ZM70 95H71V98H70ZM96 95V94H95ZM116 95V94H115ZM114 95V96H115ZM131 95H133V94H131ZM131 95H129V97L131 96ZM134 95H135V93H134ZM156 95H154L155 97H156ZM21 96H22V98H24V99H21ZM55 96H57V99L59 98V100H60V102L58 103V102H54V100L56 99V97ZM86 96H88L91 100V102H89L88 101V97H86ZM145 96V95H144ZM167 96V95H166ZM134 97V96H133ZM133 97L131 96V99L133 100ZM161 97H163L162 95H161ZM168 97V96H167ZM167 97H165V98H167ZM34 98H36V99H34ZM65 98V99H66ZM135 98V97H134ZM158 98V97H157ZM178 98V99H177ZM21 99V100H20ZM27 99V98H26ZM56 99V100H57ZM97 99V98H96ZM142 99H144V97L142 98ZM147 99H149L148 97H147ZM146 99V97H145V101H148ZM153 99V98H152ZM152 99H149V101L150 100H152ZM161 98H159V100H160ZM55 100V101H56ZM59 100H57V101H59ZM127 100V99H126ZM130 100V98L128 99V101ZM161 100H164L163 98L161 99ZM160 100V101H161ZM176 100V101H175ZM21 101V102H20ZM25 101V100H24ZM112 101V100H111ZM115 101V100H114ZM135 101V100H134ZM148 101V102H149ZM18 102H20V103H18ZM32 102H34L33 104H32ZM130 103H129V105H131L132 103H131V101H129ZM165 102V101H164ZM167 102H169V99L167 100ZM166 102V103H167ZM54 103H56V104H54ZM90 104L89 106L87 105V104ZM99 103V102H98ZM133 103H135V102H133ZM146 103V102H145ZM150 103V102H149ZM149 103L147 104H140L141 106H139V104H137L138 106H136L135 105V107H139V109L138 108H136V109H138L137 111L139 112V113H141L140 111H143L144 109H145V106L146 105H149ZM151 103L153 104H151V106L149 107L148 106V109H147V106H146V109L144 110L145 112L147 111L148 112V114H147V112L144 114L145 116H147V120L148 121H144L145 123H146V125H150L151 123H153L152 121H151V117L149 116V113L151 114L152 112H149V110L150 111H155L156 112V109H155V107H153L154 105H157V106H160V104L158 105V104H156V102L154 101V103H153V101H151ZM163 103V102H162ZM8 104H12L11 106H9ZM34 104H36L34 107H33V105ZM51 104H52V106H56V105H59L61 108H59V106H56L58 109H54V108H52V109H54L55 111H54V115L53 114H51V115H53V116H49L48 115V117H46L47 115H45V113L44 112H46L47 114L48 113H52V109H51V112H50V110H48V107L50 108V106H51ZM110 104V103H109ZM115 104V103H114ZM49 105V106H48ZM125 105V104H124ZM128 105V106H129ZM134 105V104H133ZM145 105V106H144ZM163 105V104H162ZM161 105V106H162ZM165 105H166V107H165ZM23 107H26L25 105H22ZM51 106V107H52ZM86 106L88 107V111L87 110H85L86 111V113H85V115H84V109L86 108ZM103 106V105H102ZM102 106H101V108H102ZM117 106V105H116ZM132 106V105H131ZM21 107V106H20ZM109 107V106H108ZM115 107V106H114ZM113 107V108H114ZM153 109H152V108ZM170 107V108H169ZM32 108V109H31ZM67 108V109H66ZM96 108V107H95ZM94 108V109H95ZM130 108V107H129ZM140 108H142V110H140ZM150 108V109H149ZM14 109L16 110L17 109V107H14ZM19 109V108H18ZM17 109V111H18V113L20 112L19 110H22V107L18 110ZM70 109V110H69ZM103 109V108H102ZM131 109V108H130ZM5 110V111H6ZM10 110V111H9ZM24 110V109H23ZM22 110V111H23ZM28 111V109H27V107H26V109H25V111H21L20 113L22 114V113H26L27 111ZM34 110H35V112L36 113H34ZM45 110H47V111H45ZM71 110H73L72 112H71ZM4 111V114H8L7 113V111L5 112ZM13 112H14V110H12ZM123 111V110H122ZM131 111V110H130ZM143 111V112H144ZM199 111V112H198ZM1 113H2V110L0 111ZM29 112V111H28ZM45 116V118L43 117V115L41 114V113ZM69 112V113H68ZM70 112H71V114H70ZM114 112V111H113ZM142 112V113H143ZM0 113V114H1ZM40 113V114H39ZM73 113V114H72ZM82 113H83V115H84V117H83V115H82ZM99 113V112H98ZM100 113H102V112H100ZM106 113V112H105ZM117 113V112H116ZM136 113V112H135ZM27 114V113H26ZM30 114V116H31V112H29L28 114H27V116L26 115H24L23 116V118L26 116V118L25 119H29V115ZM32 114V115H33ZM66 114V115H67ZM130 114V113H129ZM153 114H155V113H153ZM196 114V118L194 119V120H190V119H192V117L194 118V115ZM20 115V114H19ZM19 115H16V117L17 118H12V119H10L9 117H6L7 115H4L5 116V119L7 120V118H8V120H11V121H8V122H11V126H12V123H14V121L16 120V119H18V120H16L17 121V124H21L22 126L24 125H27L28 126V124H22V122H21V120L19 119L20 117H18ZM42 117H41V116ZM112 115V114H111ZM117 115V114H116ZM136 115H137V113H136ZM140 116H141V114H139ZM143 115V114H142ZM198 115V116H197ZM3 116V115H2ZM21 116V115H20ZM77 116H78V118H77ZM151 116H152V114H151ZM214 118H213V117ZM51 117V119H52V123H53V121H55L53 124L51 123H47V124H49V125H42V123H44L45 121H49V120H47V118L49 119ZM53 117H54V119L55 120H53ZM66 117V116H65ZM86 117H88V118H86ZM139 117V116H138ZM150 119H149V118ZM21 118H22V116H21ZM45 119V121L44 120H42V119ZM83 118H86V119H83ZM112 118H114V117H112ZM120 118V117H119ZM4 119V118H3ZM4 119V120H5ZM15 119V120H14ZM24 119V123H25V120ZM50 119V120H51ZM60 119H58L57 120V122H58V129H59V127H60V122H64V121H61ZM67 119H68V117H67ZM66 118H65V121H67L66 123H71V121L73 120H67ZM76 119H80V120H85V121H82V123H81V121L80 122H78V120H76ZM133 119V118H132ZM175 119V118H174ZM20 120V121H19ZM75 120H76V122H75ZM90 120V119H89ZM109 120H110V118H109ZM130 120V119H129ZM135 120V119H134ZM149 120L151 121L150 122V124L149 123H147V122H149ZM163 120V119H162ZM172 120V119H171ZM2 121V120H1ZM21 122V123H19V122ZM28 121V120H27ZM27 121H26V123H27ZM37 121V122H36ZM41 121H43V122H41ZM69 121V122H68ZM108 121V120H107ZM132 120H130V121H128V122H131ZM136 121V120H135ZM73 122V121H72ZM83 122H85L84 123V125H81V124H83ZM112 122V121H111ZM122 124H121V123ZM127 122V121H126ZM133 122V121H132ZM1 123V122H0ZM28 123H29V121H28ZM46 123V122H45ZM81 123V124H80ZM101 123V122H100ZM103 123V122H102ZM107 123V122H106ZM142 123H143V121H142ZM145 123H143V125L145 124ZM162 123V122H161ZM164 123V122H163ZM41 124V125H40ZM63 125H64V123H62ZM169 124H170V126H169ZM62 125V126H63ZM65 125H67V124H65ZM64 125V126H65ZM96 125V124H95ZM108 125V124H107ZM128 125H131V124H129L128 123ZM145 125V126H146ZM5 126V125H4ZM21 126V127H22ZM23 126V127H24ZM55 126H57V123H56V125ZM120 126H122L126 131H124V129H120ZM167 126V127H166ZM22 127V128H23ZM53 127V126H52ZM66 127V126H65ZM84 127V128H83ZM94 127V126H93ZM98 127V126H97ZM119 127V128H118ZM20 128V127H19ZM25 128H27L26 130H25ZM25 128H24V130L25 131H27L28 129H29V126L28 127H26L25 126ZM47 128V127H46ZM45 128V129H46ZM47 128V129H48ZM56 128V127H55ZM61 128V127H60ZM71 130H70V129ZM100 130H101V128L100 127H98ZM7 129V128H6ZM63 129H64V127H63ZM82 129H86V130H82ZM90 129V128H89ZM120 129V130H119ZM22 132L24 131V130H22V129H20ZM49 130H51V128L49 129ZM92 130V129H91ZM132 130V131H131ZM29 131V130H28ZM33 131H31V132H33ZM44 131V130H43ZM99 131V130H98ZM105 131H103L104 133H105ZM122 131V132H121ZM124 131V132H123ZM18 132H19V134H20V131H19V129H18ZM51 132H53V131H51ZM90 132H92V131H90ZM89 132V133H90ZM108 132V133H107ZM24 133V132H23ZM30 134V137H31V135H36V134ZM49 133V132H48ZM137 133V132H136ZM221 133H223V134H221ZM15 134H16V132H15ZM25 135H26V132L24 133ZM40 134H38L37 136H38V138L40 137ZM62 134V133H61ZM63 134H64V132H63ZM91 134H94V133H91ZM143 133H141L140 134V132H138V134L136 135V136H138V135H142ZM23 135V134H22ZM55 135V134H54ZM94 135H97L96 133L94 134ZM119 135V136H118ZM127 135V137H128V134H126ZM19 136V135H18ZM18 136H16V137H18ZM42 136V135H41ZM46 136V135H45ZM135 136V137H136ZM144 135H143V138L145 137ZM261 136L263 137V138H261ZM47 137V136H46ZM126 137V138H127ZM134 137V138H135ZM139 137V136H138ZM141 137L142 136H140V139H141ZM145 137V138H146ZM125 138V139H126ZM47 139V138H46ZM54 139V138H53ZM103 139H102V141H100V142H103V143H105V141H103ZM136 139V138H135ZM138 139V138H137ZM79 140V141H78ZM92 140V139H91ZM98 140V141H99ZM128 140V139H127ZM260 140V141H259ZM53 141V140H52ZM149 141V142H150ZM18 142H20V141H18ZM24 142V141H23ZM29 142H30V140H29ZM33 142V141H32ZM47 142V141H46ZM50 142V141H49ZM64 142V143H63ZM81 142V141H80ZM80 142H79V144H80ZM85 141H82L81 142V144H83ZM118 142V141H117ZM137 142V141H136ZM153 142H151L150 144L148 143V140H147V144H146V146L149 144V145H151ZM34 143V142H33ZM57 143H58V141H57ZM110 143V142H109ZM109 143H107V144H105V145H110L111 147H112V145H111V143L109 144ZM133 143H134V147H135V149H137V147H139L137 150L139 151V149L141 150L140 152H141V155L139 154V153H137V150H136V152H134V150L135 149H133L132 148V146H133ZM37 144V143H36ZM41 144V143H40ZM56 144V143H55ZM79 144H76L77 146H79ZM80 144V145H81ZM86 144V143H85ZM96 144V143H95ZM98 144V143H97ZM100 144H102V143H100ZM179 144V145H178ZM75 144H73V148L74 147H77ZM143 145H144V147H145V149H143L144 147H143ZM65 145H63V147L62 148H64V147H66ZM71 146H72V144H71ZM84 146H86V145H84ZM98 146V147H97ZM137 146V147H136ZM11 147V146H10ZM34 147H38L37 145L36 146H34ZM34 147H33V149H34ZM58 147V146H57ZM93 149H92V148ZM172 147V148H171ZM179 147V149L177 150V148ZM68 148H70V145H69V147ZM79 148V147H78ZM81 148V147H80ZM82 148H83V145H82ZM97 148H99V149H97ZM105 148V147H104ZM148 148V147H147ZM155 148V147H154ZM10 149H12V147L10 148ZM36 149V148H35ZM38 149V148H37ZM41 149V150H40ZM40 149H38V150H33L36 154L39 152L40 153V155L42 156H44V154H41V151H42V147L40 148ZM66 149H67V147H66ZM71 149V148H70ZM113 149V150H114ZM118 149V150H117ZM57 150H58V148H57ZM60 150V149H59ZM62 150V149H61ZM61 150H60V152H61ZM86 150V151H85ZM108 150V149H107ZM117 150V151H116ZM143 150V151H142ZM205 150V151H204ZM44 151V152H43ZM43 153H45V155H47L46 154V151H48L47 150V148H44L43 149ZM64 151V150H63ZM62 151V152H63ZM96 151H94L95 153H96ZM70 152V151H69ZM73 152V151H72ZM107 152V151H106ZM144 154H143V153ZM165 152H163V155H166V153ZM173 152V151H172ZM179 152H180V154H179ZM39 153L37 154L38 156H39ZM68 153V152H67ZM81 152H79V154H80ZM98 153H96V155H95V157H97L98 155ZM146 153V154H145ZM165 153V154H164ZM182 153V154H181ZM189 153V152H188ZM191 153V152H190ZM190 153H189V155H190ZM208 153V152H207ZM59 154V153H58ZM138 154V156L139 157H137L136 155ZM144 156H143V155ZM194 154H195V152H194ZM34 155V154H33ZM37 155H35V156H37ZM61 155V154H60ZM65 155V154H64ZM77 155V154H76ZM158 155V156H157ZM30 156V155H29ZM37 156V157H38ZM47 156H49V154L47 155ZM62 156V155H61ZM69 156V155H68ZM74 156V155H73ZM100 156V155H99ZM104 156V157H103ZM109 157L108 159L106 158V157ZM129 156V155H128ZM141 156V157H140ZM160 156V157H159ZM194 157L195 155H192V153H191V156H189V157ZM45 157V156H44ZM75 157V156H74ZM77 157V156H76ZM80 157V158H79ZM78 157V162H77V164L79 165L78 167H80V165H81V168H82V173H83V175L84 174H86V176H85V179L86 180H88L87 178H89V177H91V171L90 170H93V172H94V166L96 165H94V163L93 162H91L92 160H97V159H92L91 161H90V158H88V160L91 162V163H93V168L94 169H91V168H89V166H87V156L85 157V161L83 160V158H82V156L80 155ZM113 157V158H112ZM137 157V158H136ZM158 158L159 160H157L156 161V159H154L153 160V158ZM187 157V156H186ZM192 157V158H193ZM196 157V156H195ZM206 157V156H205ZM46 158V157H45ZM98 158V157H97ZM100 159H101V156L99 157ZM126 158V159H125ZM181 158L183 159V160H181ZM259 158H261V160H256V161H254V159H259ZM52 159H54V158H52ZM52 159L50 158L49 160H48V162H45L46 163V165H44L41 161H40V163H42L41 165H42V167H44V169H45V171L46 172H41L40 171V173H42V177L40 176L41 174H38V173H35V172H37L38 171V169L36 168L38 165H40V163L39 164H37V166H35V168L37 169L36 171H34V173H33V175L34 174H38L41 178H39V179H37V177H34V178H36L38 181H36V179H34L35 180V184L37 183V184H39L40 182H42V184L40 183V186H45V183H47V182H49V184L47 185L46 184V186H45V188L44 187H40V193H41V190L44 188V189H50L51 188V186H50V181H52L53 183H54V181H55V183H56V181H58V182H60L58 179H59V177L60 176H58L57 174H56V171L57 170H61V167H62V163H59V164H62V165H60V166H57L58 164H56V165H53L54 164V162L56 161V159H55V161H53V164L51 163L52 162ZM59 159V158H58ZM80 159H82L81 160V162H83V163H81L80 162ZM123 159H125V160H123ZM132 159V160H131ZM179 159L181 160V161H179ZM194 159V158H193ZM196 159V158H195ZM211 159V160H212ZM27 160H29V159H27ZM32 161H33V159H31ZM51 160V162H49ZM74 160V159H73ZM72 160V161H73ZM154 162H153V161ZM193 162V161H195L196 162V160H193L192 161V159H189V158H187V164L190 162ZM200 160V161H201ZM213 160V161H214ZM30 161V160H29ZM28 161V162H29ZM72 161H71V165H72ZM88 161V162H89ZM125 161V162H124ZM152 161V162H151ZM159 161V162H158ZM172 161V162H171ZM173 161L175 162V165L177 164L178 166H170V165H172V164H174L173 163ZM205 161H207V162H205ZM57 162V161H56ZM55 162V163H56ZM67 162V161H66ZM74 162V161H73ZM80 162V163H79ZM86 162V163H85ZM123 164H122V163ZM156 162V164L154 165V163ZM30 163V162H29ZM36 163V162H35ZM48 163H51L52 165H50V166H52L50 169L48 168V167H46V166H48L47 164ZM69 163V162H68ZM75 163V162H74ZM86 164V166H87V168L86 167H84L83 166V164ZM91 163H88V164H90L91 165ZM208 165H207V164ZM210 164H213L212 163V161H210L209 162ZM31 164V163H30ZM34 164V163H33ZM207 165V166H209V167H207L206 168V170L204 169L203 170V168H205V167H200L201 165ZM27 165V164H26ZM127 165V166H126ZM169 165V166H168ZM190 165H192V163H190ZM189 165V168H190V170L192 169V170H194V172L196 171V168L193 166V167H191ZM203 165V166H204ZM218 165V166H217ZM57 166V167H56ZM64 166H67V165H64ZM63 166V167H64ZM92 166V165H91ZM103 166H105V167H103ZM140 166H142V167H140ZM143 166H145L144 168H143ZM184 166H186V167H184ZM40 166H38V168H39ZM42 167H40L39 168V170L40 169H43ZM60 167V168H59ZM62 167V168H63ZM74 167V166H73ZM101 167H102V169H101ZM115 167V166H114ZM125 168V169H123V170H125L124 172L122 171V168ZM148 167H150V169L148 168ZM229 167H231L230 169H229V171H228V169L227 168H229ZM34 168V169H35ZM58 168V169H57ZM75 169H76V167H74ZM81 168H79L77 171H75L78 175H82V173H81ZM86 168V172H87V170H88V168L90 169L88 172H90V175L88 174V172L87 173H85V169ZM104 168V169H103ZM110 168V169H109ZM143 168V170H144V172L145 173H143V170H142V172H141V169ZM158 168V169H157ZM188 167H187V169H189ZM195 168V169H194ZM208 168H209V170H208ZM213 168V169H212ZM219 168V167H218ZM223 168H222V170H223ZM30 169V168H29ZM47 169H49L51 172L49 173V171L47 170ZM57 169V170H56ZM100 169H101V171H100ZM121 169V170H120ZM147 169V170H146ZM225 169H227V170H225ZM54 170V171H53ZM70 170H72V169H70ZM97 170H95V172H97V173H99ZM133 170V171H132ZM156 170V171H155ZM191 170V171H192ZM210 171L211 173H209V174H211V177L213 178V180H211L210 179V175H208L207 173H208V171ZM221 170V174L220 175H222V173H224V171H222ZM26 171V170H25ZM64 171H65V169H64ZM79 171V172H78ZM120 171V172H119ZM135 171V172H134ZM159 171V170H158ZM188 171V170H187ZM186 171V172H187ZM197 171H196V175H197ZM214 171V172H213ZM229 173H228V172ZM24 172V171H23ZM29 172H31V171H27V175L28 174H30ZM47 172H48V174H47ZM52 172H55V173H53L54 174V176H53V174H51ZM57 172H59V171H57ZM61 172V171H60ZM94 172V173H95ZM104 172H106V171H104ZM103 172V173H104ZM122 172L124 173V175L123 176H125L127 173V175H130L129 177L128 176H126L127 178L126 179H124L123 181H119L120 179H118V177H121L122 175H120V173L122 174ZM131 172V173H130ZM204 172H205V174H204ZM66 177H65V179L66 178H68L67 176L69 175V177L73 180V182H76V184H77V182H79V181H81L82 182V184L84 185V183H85V179H84V176H82V177H80L79 178V181H78V179H76L74 176L75 175H73V176H71L70 174H68L69 172H68V169L66 170ZM72 173V172H71ZM75 173V174H76ZM95 174V175H97V177H99V174ZM190 173V172H189ZM188 173V174H189ZM213 173H217V175L216 174H214L213 175ZM19 173H17V175H18ZM23 174V173H22ZM22 174H19V177L20 178H16L17 179V182L19 181L18 179H23V177H25V173H24V175H22ZM32 174V173H31ZM30 174V175H31ZM44 174H47L48 176H46V175H44ZM62 174L63 175H65V173H63L62 172ZM61 174V176H62V178H63V175ZM73 174V173H72ZM89 175V177H88V175ZM117 174H119V175H117ZM188 174H186V175H188ZM202 174H203V176L204 175H206L207 174V177H209V178H203V176H202ZM29 175V176H30ZM32 175V176H33ZM43 175L45 176L44 178H43ZM58 176V178H57V176ZM94 175V176H95ZM102 175V176H101ZM104 175V176H105ZM150 175V174H149ZM151 175H153V174H151ZM160 175V176H159ZM162 175V176H163ZM219 175V176H220ZM23 176V177H22ZM35 176V175H34ZM37 176V175H36ZM50 176H53L54 178H52V179H50ZM100 176H101V180L103 179V174L101 173L100 174ZM123 176H122V178H123ZM189 176H190V174H189ZM193 176H195V173H194V175ZM225 176V175H224ZM18 177V176H17ZM57 178V180H55L56 178ZM92 177H93V175H92ZM155 177V178H154ZM164 177H166V176H163V181H165L164 180ZM187 177V176H186ZM48 179V180H50V181H48V180H45L46 182H44L43 180L44 179ZM61 178V177H60ZM70 178H68V179H66L67 181H69L70 180ZM73 178H75L77 181H75ZM114 178V177H113ZM129 178V179H128ZM131 178V179H130ZM142 178V177H141ZM140 178V179H141ZM32 179V180H33ZM43 179V180H42ZM64 179V180H65ZM92 179V178H91ZM91 179H89L88 180V182L90 181L91 182ZM96 179V176L94 177V180ZM106 179V178H105ZM144 179V178H143ZM183 179H185V181L183 180ZM199 179H200V181H199ZM205 179H209V180H211V182L210 181H208V180H205ZM220 179H223V177L222 178H220ZM220 179L218 180V181H220ZM24 180H26V181H23V183L25 182H27L28 183V181H30L29 180V177L27 178V176H26V178H24ZM32 180L30 181V184H31V182H32ZM33 180V181H34ZM65 180V181H66ZM101 180H99V181H101ZM119 181V184H118V182L117 181ZM149 180H150V177H149ZM162 180H158L157 182H161L162 183ZM185 182H183V181ZM202 180H204L203 182H201ZM229 180V181H230ZM40 181V182H39ZM64 181V182H65ZM66 181V182H67ZM93 181V180H92ZM98 180L96 179V181H95V183L97 182ZM145 180H143V182H144ZM166 181H169V179H167ZM183 183H182V182ZM200 183H199V182ZM224 181V180H223ZM16 182V183H17ZM80 182V183H81ZM122 182V183H121ZM206 182V183H205ZM214 184H213V183ZM22 183V184H23ZM24 183V184H25ZM68 183H71V180H70V182H67L66 184H68ZM111 185H110V184ZM132 183V182H131ZM146 182H144V184H145ZM149 183V182H148ZM167 183V182H166ZM192 183V184H193ZM202 183H203V185H202ZM210 183H212V186L211 185H209ZM219 183H222L221 181L219 182ZM218 183V184H219ZM223 183H225V182H223ZM32 184H34V183H32ZM36 184V185H37ZM61 184H64L65 185V183H60V185ZM94 184V182L92 183V185ZM99 184V183H98ZM98 184H95V185H98ZM103 184V183H102ZM102 184H101V186H102ZM153 184V183H152ZM183 184V185H182ZM200 184V185H199ZM206 184H208L207 186H206ZM26 185V184H25ZM24 185V186H25ZM28 185H29V183H28ZM36 185H31L32 187H30V185H29V190H27V191H30L31 192V190H33L34 189V187L36 186ZM59 185V184H58ZM58 185H57V187H58ZM69 185V188H70V184H68ZM74 184H72L71 183V186H73ZM83 185H79V183H78V186L79 187H81V186H83ZM86 185H90V189H91V183H86ZM94 185V186H95ZM104 185V184H103ZM108 185H110V186H108ZM118 185V186H117ZM138 185V184H137ZM140 185V184H139ZM143 185V184H142ZM141 185V186H142ZM163 185V187H164V184H162ZM161 185V186H162ZM49 188H48V187ZM67 186V185H66ZM77 186V187H78ZM94 186L92 187V189L94 188ZM119 186H121L120 188H119ZM122 186H126V188L123 190V188H122ZM183 186V187H182ZM203 186V187H202ZM210 186V187H209ZM37 188H39V185L38 186H36ZM47 187V188H46ZM64 187V186H63ZM62 186H59L58 188H63ZM68 187V186H67ZM99 187V186H98ZM112 187V193H113V191L114 192H117V190L115 189V188H113ZM146 187V186H145ZM150 187V186H149ZM166 187V186H165ZM209 187V188H208ZM212 187V188H211ZM26 188H27V185H26ZM32 188V189H31ZM42 188V189H41ZM58 188H57V190H58ZM84 188V187H83ZM86 188H88V187H86ZM104 188H106V187H104ZM103 188V189H104ZM122 188V189H121ZM135 188H137V187H135ZM141 187H139V189H140ZM142 188H143V186H142ZM168 189H165V190H167L168 191V193H169V191H171L170 190V188H169V186L167 187ZM175 188V189H174ZM176 188L178 189V190H176ZM185 188V187H184ZM216 188V187H215ZM22 189H25L24 187H22ZM31 189V190H30ZM91 189V190H92ZM101 189L102 188H100L99 190L101 191ZM103 189H102V194H104V191H103ZM114 189V190H113ZM151 189H152V185H151ZM150 189V190H151ZM196 189V188H195ZM61 189H59V191L58 192H60L61 193V191L62 190H64V188L60 191ZM65 190H67L66 188H65ZM81 190V189H80ZM98 190V189H97ZM99 190L97 191V192H99ZM120 190V191H119ZM134 190V189H133ZM148 190V189H147ZM149 190V191H150ZM182 190V189H181ZM197 190H195V191H197ZM24 192L26 191V189L25 190H23ZM26 191V192H27ZM88 191H90V190H88ZM92 191H95V190H92ZM129 191H130V193H129ZM132 191V192H131ZM219 191H221V189L219 190ZM29 192V193H30ZM42 192H43V190H42ZM64 191H62V193H63ZM77 192V191H76ZM80 192V191H79ZM82 192V191H81ZM105 192H107V191H105ZM146 192V193H145ZM151 192V191H150ZM149 192V193H150ZM151 192V193H152ZM184 192V193H183ZM217 192V191H216ZM215 192V190H214V192H212L213 194H210V196H209V198L210 197H214L215 198V196L217 195V193ZM233 192H235V193H233ZM28 193V194H29ZM34 194H35V196L38 198V199H40L39 198V196H40V193H37V192H33ZM62 193H61V195H62ZM71 193H72V195H71ZM71 193H69L68 195L70 196V197H72L73 196V191L71 190ZM124 193V194H123ZM164 193V192H163ZM167 193V194H168ZM173 193V194H172ZM187 193V195L189 194V198H187L186 197V199H188L187 201L188 202H190L191 203V200H189L190 199V197H191V195H193V198H196V200H194L197 204H194L195 202L193 201V204L194 205H191L190 203H188L187 201H185L186 199H182L183 197L185 198V194ZM214 193L216 194L215 196H214ZM31 194V193H30ZM39 194V195H38ZM42 194V193H41ZM85 194V193H84ZM83 194V195H84ZM91 194H93V192L91 193ZM95 194H97L96 193V191H95ZM108 194V193H107ZM130 196H129V195ZM191 194V195H190ZM197 194H198V191H197ZM26 195H27V193H26ZM31 195H33V194H31ZM38 195V196H37ZM64 195H63V198H64ZM99 195H101V192L99 193ZM125 195V196H124ZM126 195H128L129 197H127ZM165 195H166V193H165ZM170 195V196H171ZM185 195V196H184ZM60 196V195H59ZM87 196V195H86ZM161 198H160V197ZM169 196V195H168ZM169 196V197H170ZM34 198L33 197V199L36 201V199L37 198ZM53 197V198H52ZM84 198H86L85 197V195L83 196ZM97 197H99L98 195H97ZM114 197V198H115ZM124 197V198H123ZM216 197H218V196H216ZM220 197H218V198H220ZM58 198H59V200H58ZM60 198H61V200H60ZM107 198V197H106ZM116 198L114 199V202H115V200H116ZM126 198V199H125ZM139 198H141V199H139ZM168 198V197H167ZM214 198H212L213 200H214ZM217 198V199H218ZM48 199H50V198H47V200ZM96 199V198H95ZM94 199V200H95ZM170 198H168V200H169ZM191 199H192V197H191ZM197 199H198V202H197ZM216 199V198H215ZM216 199V200H217ZM47 200H44V202L46 201L47 202ZM93 200V199H92ZM101 200H103V199H101ZM127 200V201H128ZM167 200V201H168ZM208 201V203H207V201ZM219 200V199H218ZM75 201V200H74ZM74 201H72V203L74 202ZM81 201H83V202H81ZM84 201L85 202H87V203H84ZM121 201V200H120ZM119 201V202H120ZM121 201V202H122ZM183 201V202H182ZM184 201H185V203H184ZM37 202V201H36ZM40 202V201H39ZM42 202V201H41ZM45 202V203H46ZM50 202H52L51 200H50ZM101 203H103L104 205H105V201H100ZM119 202H118V200H116V203H118V205H119ZM120 202V203H121ZM123 202H122V205H124L123 204ZM163 201H161V204L160 205H162L163 203L164 204H168V203H165V202H163ZM45 203H44V205H45ZM53 203H50V204H53ZM58 203V204H59ZM64 203V204H63ZM78 203V204H79ZM96 203H98L97 201H96ZM96 203H95V205H96ZM175 203V204H174ZM184 203V204H183ZM186 203H188V208H187V206L185 205ZM216 203V202H215ZM60 204H59V206H60ZM85 204V205H84ZM185 205V207H186V210L184 209V208H182V206L181 207H179L178 209L180 210H178V209H176L177 207H178V205ZM211 204V205H210ZM220 204V205H219ZM37 205H38V202H37ZM49 205V200H48V204H47V206L46 207H50V206H48ZM64 205H65V208H64ZM86 205H87V209L85 208L86 207ZM102 205V204H101ZM112 205H114L113 203H112ZM111 205V206H112ZM169 205V204H168ZM168 205H166V206H168ZM199 205H201V203L199 204ZM198 205V206H199ZM67 206V207H66ZM71 206V207H72ZM85 206V207H84ZM128 206V207H127ZM156 206V207H155ZM194 207V208H197V209H199L198 207ZM41 207V209L44 207L45 208V206H39V208ZM51 207H53V206H51ZM61 207V206H60ZM70 207V208H71ZM100 207V206H99ZM143 207V208H142ZM153 207H150V208H153ZM162 207H163V205H162ZM36 208H37V206H36ZM35 208V209H36ZM55 208V207H54ZM54 208H52L51 210H53ZM69 208V207H68ZM67 208V209H68ZM83 208H85V209H83ZM101 208H103V207H101ZM100 208V210H102ZM122 208V207H121ZM144 208H146L145 210H144ZM165 208V207H164ZM38 209V208H37ZM41 209H39V211L40 212H42L43 213V211H44V216L45 215H47V213L45 212V210H41ZM161 209V207L159 208V210ZM166 209V208H165ZM182 209V210H181ZM55 210V209H54ZM53 210V211H54ZM57 210H59V209H57ZM69 210V209H68ZM92 210V209H91ZM96 210V209H95ZM97 210L99 211V208L97 207ZM137 210H139L138 212H137ZM146 210H148V211H146ZM177 210V211H176ZM184 210V211H183ZM60 211V210H59ZM79 211V210H78ZM85 211H87V212H85ZM104 211V210H103ZM110 211H111V209H110ZM134 211V212H133ZM178 211L180 212L179 214H181V215H179L180 217H184L185 216V218H183L184 220H181L180 219V221L179 220H177V219H179V216H178V218L177 217H173V215H175V214H173L172 215V213H174V212H176V215H178ZM183 211V212H182ZM185 211H187L186 213H185ZM56 212V211H55ZM55 212H52V213H55ZM61 212V211H60ZM59 212V213H60ZM159 212V211H158ZM190 212V213H191ZM203 212H206L205 214L203 213ZM41 213V214H42ZM58 212H56V215H58L59 214ZM62 213H60V214H62ZM95 213H96V211H95ZM100 214H103L102 212H99ZM108 213H110L111 214V212H109V210H108V212H107V214ZM122 213V214H121ZM126 213V214H125ZM157 213V212H156ZM42 214V215H43ZM60 214H59V216H60ZM105 214H106V212H105ZM123 216V214H124V216L122 217L121 215ZM182 214H185V215H183L182 216ZM98 215V214H97ZM143 215V216H142ZM172 215V216H171ZM188 215H190V218H186V216H188ZM58 216V217H59ZM70 216V215H69ZM78 216V215H77ZM85 216V215H84ZM83 216V217H84ZM107 216V215H106ZM105 216V217H106ZM110 216V215H109ZM121 216V217H120ZM160 216V217H159ZM169 216V215H168ZM167 216V217H168ZM61 217H59V219L61 218ZM124 217H126V218H124ZM159 217V218H158ZM191 217H193V218H191ZM64 218V219H63ZM107 218H108V216H107ZM176 218V219H175ZM67 219H69V220H67ZM186 219V220H185ZM189 219H191L192 221H191V224L190 223H185L184 221H187L188 220V222L190 221ZM42 220V219H41ZM63 220L66 222H63ZM111 220V221H110ZM143 220H145V221H143ZM177 220V221H176ZM107 221V222H106ZM110 221V222H109ZM147 221V222H146ZM143 222H144V224H146V226L145 227H143ZM149 222V224H147ZM154 222V221H153ZM164 222H165V224H166V226L169 224V225H171L172 224V226L173 227H175V228H173V227H169V226H167L168 227V229H169V232L168 233H170V235L168 234V233H166L167 232V227H163V226H165V225H163L164 224ZM30 223V222H29ZM83 223V224H82ZM132 223H135V225L134 224H132V225H134L133 226V229H132V226H131V224ZM171 223V224H170ZM62 224V225H63ZM127 224H129V225H127ZM73 225V224H72ZM71 225V226H72ZM80 225V226H79ZM123 225H125V226H130L131 227V229H127L126 230V232H125V228H127V227H123ZM65 226V225H64ZM67 226H70V224H68ZM66 226V227H67ZM73 226H75V224L73 225ZM118 226V227H117ZM136 226V227H135ZM61 227V226H60ZM116 227H117V229H119L120 231L121 230H123L122 232H121V235L123 234V238L125 237V240L123 239V238H121L122 240H118L120 237H118V236H116L117 234H115V232H117V229H116ZM62 228H63V226H62ZM68 229H70V230H66L67 232L68 231H70L71 233L72 232H74L76 229H71V228H69V227H67ZM121 228V229H120ZM171 228V229H170ZM64 229V228H63ZM66 229V228H65ZM64 229V230H65ZM118 230V232L117 233H119L120 231ZM153 230V232H155L154 234L151 232ZM61 232H63L62 230H61ZM76 232V231H75ZM160 232V233H159ZM69 233V232H68ZM158 233V234H157ZM153 234V235H152ZM64 235V234H63ZM66 235V234H65ZM68 235L69 234H67L66 235V240L67 239H69L70 240V238H67L68 237ZM71 235V234H70ZM74 235H75V233H74ZM120 235V236H121ZM128 235H131V237H129V244H130V246H131V243H134L133 244V246H123L122 247V244H123V242H126V237L128 236ZM152 235V236H151ZM160 235H162V237L160 236ZM44 236V235H43ZM62 236V235H61ZM73 236V235H72ZM132 236L135 238V240H136V242H133V240H132ZM115 237H118V239L117 238H115ZM152 237V239H149V238H151ZM72 238V237H71ZM40 239V238H39ZM49 239V238H48ZM102 239H104V240H102ZM105 239H108L109 240V243L107 242L106 244L104 243V242H106V241H108V240H105ZM115 239H117L118 241L117 242H115L116 240ZM160 239V240H161ZM72 240H75V238L74 239H72ZM92 240V241H91ZM100 240V242H102V244H101V246L99 247L98 245V241ZM124 240V241H123ZM131 240V241H130ZM44 241V240H43ZM46 241V240H45ZM49 241V240H48ZM94 241V242H93ZM111 241V242H110ZM164 241V240H163ZM47 242V241H46ZM83 242L81 243L82 244V247H83ZM116 243L117 245H116V247H115V245L113 246V247H111L112 246V244L113 243ZM131 242V243H130ZM151 242H149V243H147V244H149V247L147 246V247H145L144 248V250H146L147 248H153L154 247V245L157 247L158 246V251L159 250H163L162 248H160V246L158 245V243H155L152 247L150 246V243ZM159 243H160V241H158ZM85 243H84V245H85ZM88 244V245H91V244ZM95 243V244H94ZM114 243V244H115ZM96 244H97V246H96ZM108 244H110V245H108ZM128 243H127V245H129ZM61 246V245H60ZM80 246V245H79ZM85 246V247H86ZM110 246V247H109ZM140 246H141V248H140ZM81 247V246H80ZM81 247V248H82ZM86 247V248H87ZM164 247V246H163ZM169 247V248H170ZM84 248V247H83ZM85 248V249H86ZM87 248V249H88ZM100 248V249H101ZM103 248H106L105 246L103 247ZM160 248V249H159ZM87 249L84 251V252H86L87 251ZM94 249V250H95ZM120 249V248H119ZM155 249V248H154ZM189 249H191V251L190 252H188V251H186V250H189ZM151 250V249H150ZM156 250V249H155ZM155 250H153L154 252H155ZM97 251H98V249H97ZM124 251H125V249H124ZM149 251V250H148ZM158 251H156L154 254H152V251H151V253H150V251H149V253L147 252V251H145V252H147V255H149V257H151L152 255H156V253L158 252ZM169 252V254L171 253V256H168V252ZM184 252L185 254H183V255H180L179 254V252ZM91 252V251H90ZM104 252H107V251H104ZM103 252V253H104ZM116 252V251H115ZM126 252L128 253V251L126 250ZM138 252H139V250H138ZM138 252L137 253H135L134 255H137L138 254ZM141 252V251H140ZM140 252H139V254H140ZM172 252H174V253H172ZM114 253V252H113ZM124 252H123V250H122V254H123ZM142 253V252H141ZM89 254V253H88ZM87 254V256H85V257H87L86 259H88V257L89 258H92V261H91V259H89L88 261H90V263H88V264H94V262H93V259L95 258V256L93 255H88ZM117 254V253H116ZM116 254H114V256H117ZM125 254V253H124ZM145 254V255H144ZM142 253V255H144V257H146L147 258V255H146V253ZM150 254H152V255H150ZM86 255V254H85ZM102 255H104L105 256V254H102ZM112 255V254H111ZM120 255V254H119ZM117 256L118 257V259H120V257H122L123 255H121V256ZM128 255V254H127ZM127 255H125V257H126V259H128L129 261H127L126 259H125V257H124V259H125V261L128 263V262H130L129 264H132L134 261L136 262V264H137V261L141 258H143L142 257V255L140 254L139 255V259H137L138 258V256H137V258H135V260H134V258H133V256H127ZM128 257V258H127ZM129 257L131 258H133V260H132V258L131 259H129ZM163 257V256H162ZM161 257V259L162 260H164L163 258ZM81 258V257H80ZM114 258V261L113 260H111V264H114L113 262H115V264H124V263H120V261H118V263L115 261L117 258H115V257H112V259ZM101 259V258H100ZM140 259V260H141ZM82 260V258L80 259V261ZM83 260H85V258L83 259ZM110 260V259H109ZM109 260L107 259L106 261L108 262V263H106V262H104V260H102L104 263H100V260H99V264H109ZM143 260V259H142ZM101 261V262H102ZM121 261H123L124 262V260H121ZM82 262V261H81ZM92 262V263H91ZM125 262V264H127ZM132 262V263H131ZM134 262V263H135ZM170 262V263H169ZM79 263V262H78ZM84 263V262H83ZM82 263V264H83ZM140 264L142 263L141 261L139 262ZM81 264V263H80ZM142 264H144V263H142ZM153 264V263H152Z\"/></svg>","mask_w":264,"mask_h":264},{"label":"rangeland","instance_id":"2","mask_svg":"<svg viewBox=\"0 0 264 264\" xmlns=\"http://www.w3.org/2000/svg\"><path fill=\"white\" fill-rule=\"evenodd\" d=\"M4 1H5V0H4ZM4 1L1 0L0 3H1V2H4ZM28 1H30V0H25V1L23 0V2H22L21 0H20L19 2H17V1L15 0V1L13 2V6H14V7L11 5V7H9V10L7 9V11H8V12H11V10H12V12H14L13 9L16 11V9L18 8V6L21 7L22 4H19L20 2H22V3L27 2L26 4L28 5V3L30 4V2H28ZM33 1L36 2V3L33 2V3L35 4V7H38L37 5L40 4V3L43 4V3H42V0H38L39 2L41 1L40 3H38L37 0H33ZM48 1L50 2V0H48ZM48 1H46V0L43 1V2L45 3V7L48 6V4H47ZM52 1H53V0H52ZM52 1H51V2H52ZM63 1H64V0H63ZM66 1H67V0H66ZM70 1H72V0H70ZM70 1H69V2H70ZM171 1H173V0H171ZM199 1H200V0H195L194 2H199ZM243 1H244V0H243ZM251 1H252V0H251ZM255 1H257V0H255ZM262 1H264V0H262ZM16 2H17V6H16V4H15ZM61 2H62V1H61ZM173 2L178 3L177 0H175V1H173ZM173 2H172V3H173ZM240 2H241V1H240ZM4 3H5V2H4ZM33 3H32V4H33ZM37 3H38V4H37ZM201 3H202V2H199V4H201ZM245 3H246V2H245ZM255 3H256V2H255ZM262 3H263V4H262ZM262 3H258V2H257L256 5H258V4L260 5V4H261V5L264 6V2H262ZM2 4H3V3H2ZM14 4H15V5H14ZM32 4H31V6L34 7V4H33V5H32ZM46 4H47V5H46ZM0 5H1V4H0ZM3 5H4V4H3ZM27 5H26V6H27ZM23 6H24V5H23ZM23 6H22V7H23ZM28 6H29V5H28ZM28 6H27V7L24 6L23 8H20V9H21L20 12L22 11V9L28 8ZM41 6H42V5H41ZM41 6L39 5L40 10H39V9H35V8H33V7H29V8H30V9H31V8L34 9L35 13L33 12V13H32L33 15H35V14L37 13L36 10H38V12H40L41 9H42L43 11L45 10V12L47 13V14H45V12H42V11H41V13L43 14V16H44V15H46V16L49 15V13H50V11L48 12V9L50 10V7H49V6H53V5H49V6L46 8L47 10L44 9V4H43V7H41ZM62 6H63V4H62ZM196 6H197V5H195L194 8H195ZM251 6L256 7V6L254 5V2H253V5H251ZM16 7H17V8H16ZM39 7H38V8H39ZM12 8H13V9H12ZM113 8H114V9H113ZM116 8H117L116 5H114L113 7H109V9H107L108 11L105 10L106 12L104 11V14H103L102 18L99 19L101 23L97 26V30H98L99 32H103V31L106 32L107 35H106V34H105V35H106L107 37L104 35V36H105V39H108V42H110L111 44H110L109 47H108V44H107V45H106L107 48H105V50H103V51L100 52V55H101L102 58H99V59H100V60L103 59V61H104V62L100 63V64H102V65H97V64H99V62H97V64L95 63L96 65H94L95 67H93V69H94L95 71L98 70V71H96V72L94 71L95 74H97V75H95V78L93 77V80H95L96 78H97V79L95 80L96 82H95V81H92V82H93V85H92L93 87H92L91 90H89V91L94 90V93H93V100H92V103H93V104H92V105H90L89 103L87 104L88 106H89V105L92 106L91 109H90V108L88 109L87 106H86V108L84 109V111L87 110V109L90 110V111L87 110L88 112H87V114H86V116H87V115H90V116H89V119H90V120L88 119V120H87L88 123H85L86 121L83 120V119H86V118H88V117L83 118L82 120H80V119H79V120L76 119V120H78V122L81 121V123H82V121H85V122H83V124L80 123L81 125H84V123L89 125L88 127H87V125H85V126H86V128H87L88 130H90V131H92V132L89 131V132H90V133H89L88 131H86V133H88V134L91 135V136L89 137L88 134H85V135H87V136L89 137V138H87V139L89 140V142L87 141L89 144H90V143H93V142H91V141L94 140V144H93L94 146H92V147H95V149H96V145H100V146H101V147H100L101 150H102V149L104 150V149H106V148L108 149V150L106 149V150L104 151V153H106V154H104V153H102V151L100 152V149H99V148H97V149H99V153H98L95 149H93V148L91 147L94 151H96V153H98V154H97V155H98V156H97L98 158L95 157L96 153H95L94 151H92V157L89 156V155H91V154H90V153H91L90 150H89L90 153H89L88 151L85 152L84 155H85V157L87 156V158H86V159H87V166H89V168L92 167L91 169H94L96 166H99V168H100V165H104V161L106 160L104 156L107 155V153H108V155L110 154L109 156H111V154H112V156H114L113 152H110V153H109L108 151H111V149H112V151L115 152V149H114V148H117V147H115V145H116V144L118 145V143H119L121 140H122L123 144L125 143V141H127V143H129V147L126 148L127 151H129L128 149H131V147H130V146H131L130 144H132L131 142H134V141H135L134 143H135V145H137V143H138L139 141H140V143H141L142 141H145V143L143 142V143H141V144H144L145 147H146V149H148V150H145L146 153H147V154H150L151 152H154V150L157 151V153H159L161 156H163V158H162L161 160L164 162V165L167 166L166 162H167V163L169 162V164H170V161H169L166 157H167V154L170 153V152H168V153H166V152H167L168 150H171V149H168L166 152H165V151H160V150L163 149V146H164V148H165V145L162 146V145H160L161 143H159V142L155 143V142H153V141H150L149 138H148V136L146 137L145 135H146V134H147V135L151 134V133H152V132H151L152 130H153V131H154V130L156 131L157 129L159 130V129H160L159 127L161 126L160 124H163V125H164V124L166 123V125H167V121H166V122L164 121L165 119L171 118L172 120H171V119H168V121L170 120L168 123H170V122L173 121L172 124H174L175 121H176L177 119H178V121H176V122H179V119H180V121H183L184 117H180V116H178V118L175 117V116L172 117V115H169V113H167V114L169 115V117L166 118L168 115H167V114H164V112H167V111L169 112V110H170V109H168V107H166V105L169 104V103H172V102H173L172 100L174 99V98H173V99H171V101H170V98H169V97H171L172 95L169 94V93H171V92H182V91H183L184 89H186V88H187V90H188V88L190 89V87H191V88H195L196 86L201 85L202 82H204V79L202 78V75L206 72V71L204 72V71L202 70L203 67H204V68H207V66H209V65H211V64H214L215 62H217V59H218V60H222V59H224V58L221 57V56H223V55L228 51L229 48L226 50V49H225V46H224V47H223V46H220V44H221L222 42H221V43L219 42L220 44H218V46H216V44H217L216 42H213V44H215V45H213V44H212V41H211V43L207 44V43H208V40H206V39H209V40H210V38H211V36H212V32H211V30H213V29L215 28V26H211V27H209V29L211 28V30H210L209 32H207V31L209 30L208 28H206L207 26H205L207 20L199 19V20H203V21H205V23H204L203 21H201V24H202V22L204 23V24H202L203 26H201L200 21H197V22L195 21V23H194V22H193V23L196 24V25L198 24V25L195 26V25L192 23V27H191V28L193 29L194 27H196V28H194L193 30L196 31L197 34H196L195 32H194V33L196 34V37L198 36V39H202V37L204 36V33H205V35H207V36H205V37H208V36L210 35V34H208V33L211 32V36H210V38L208 37V38H206V39L204 40L205 37H203V39H202L204 42L206 41L207 43L205 42V44L209 45L210 47H209V46L207 47V45L204 44V47L206 48V50H202L201 52L198 53V55H195L194 58H193V60H187V61H186L185 59H187V58L189 59V56H186V55H185L186 57L184 56V57L182 58V57L180 56L182 59L179 58L178 61H177V59H176V60H175V63H172L171 61L173 60V62H174V59H175V58H178V56L175 57V58L172 57L173 59H170V61H169L168 59L171 58V56H170L169 54H167V55H169V56H168L169 58H168L166 55L163 56V58L166 57V58H165L166 65H164V64H165V61L163 60L164 62L162 61L163 63H161V64L157 67V69H154V66H152V65H150V66H151V68H150L149 65L145 64L146 61H151V60L154 58V56H152V55L150 56L149 53L147 54V56H145L146 54H145V55H143V54L138 55V57L141 58L140 60H142V62L144 61L143 56L146 57L144 63H140V62L137 63V61H136V58H137V57H133L134 59H133L132 61H130V58H129V57L131 56V58H132L133 50H134L133 47H135V46H134V45H135V42H134L135 40H134V39H133V40H130V38L127 37V36H130V35H128V34H129L128 32H124L125 28H123V30H121V28H122V27H121L122 24H121V25H118V23H127V19H126V17H125L126 15L118 14V15H120V16H118L117 13H118L119 9H116ZM135 8H137V10H136V9H133V10H132V13L136 11V12L133 14V16H136L137 13H138V15H139V11H138L139 8H138V6H136ZM196 8H197V7H196ZM257 8H259V7H257ZM263 8H264V7H262L261 9H263ZM18 9H19V8H18ZM198 9H199V7H198ZM261 9L259 8L260 11H261ZM111 10H113V11H112V12H109V11H111ZM116 10H118V11L116 12ZM253 10H254V11H253V12H254V16H253V18L257 17V19H258V22H257V23H258V24H256V25H257V26L259 25L260 28H259V26H258V27H256V28H258V29L256 30V29L254 28L253 25H248V26H250V29H249V27H247V28H248V30L251 31L252 34H254V35H253L254 37L250 34V32H247V33L245 32V34H246L247 36H252V37H250V38L247 37V38H244V39L247 40V39L249 38L250 41H253V39L256 37L257 40L261 41L262 44H264V43H263V40H264V39H263V36H262L264 33H261L263 30L261 31V29H262L261 27H262V26L260 25V24L264 25V24H263V23H264V11H263V10H262V12L259 11V14L261 13V14L259 15L258 12H256V11H258L257 9H256V10L253 9ZM17 11H18V10H17ZM31 11H32V10H31ZM12 12H11V13H12ZM23 12L26 13V11H24V10H23ZM107 12H109V13H113V12H114V13H113V14H114L113 17H111L112 20L110 19V17L107 18V17L109 16V15L106 16ZM115 12H116V14H115ZM15 13H16V12H15ZM17 13H18L17 15L20 14L19 12H17ZM21 13H22V12H21ZM61 13H62V12L60 11V15H61ZM63 14H64V13H63ZM124 14H125V13H124ZM21 15H22V14H21ZM21 15H20V16H21ZM24 15H26V14H24ZM24 15H22V16L24 17ZM29 15L31 16V17H30L31 19L28 18ZM29 15H28V17H24L25 19H23V17H21V19L19 18V20L21 21L20 23H22V26H23V27L26 25L27 22H29V20L36 19V18H35L36 15L34 16V18H33V15H31L30 13H29ZM60 15H59V13H58V16H59V17H60ZM122 15H123V16H122ZM130 15H132V14H130ZM38 16L41 17V18H39ZM64 16H65V15H64ZM64 16H62V17L64 18ZM13 17H14V18H12V19H15V17H17V16H15V14H14ZM44 17H45V16H44ZM103 17H104V18H103ZM105 17L107 18L108 21H106ZM118 17H119V18H118ZM26 18H28L29 20L27 21ZM32 18H33V19H32ZM37 18H38V20L40 19L41 21H40V20H39V21H38V20H33V22H34V21H38L39 24H40V22H43V24H45L46 21H47V19L43 18V17L40 16L39 14H37ZM42 18L45 19V20H42ZM47 18H48V17H47ZM68 18H69V16H68ZM87 18H88V17H87ZM87 18H86V19H87ZM97 18H98V17H97ZM115 18H118V19H115ZM139 18H140V16H139ZM17 19H18V18H17ZM22 19L25 20L26 22L23 21ZM69 19H70V18H69ZM113 19H114L115 21H113ZM123 19H124V20H123ZM125 19H126V21H125ZM145 19H146V17L141 18L140 20H141L142 22H141V21H140V22H141V23H144L143 21H146ZM255 19H256V18H255ZM262 19H263V20H262ZM10 20H11V19H10ZM61 20H62V19H61ZM63 20H64V21H65V20L67 21L68 24L65 23L66 21H65L64 23L67 25L68 29H69V27L72 28V29L68 30V31L71 33V34L68 33L70 36L67 34L68 37H69V39L72 40L71 35H73V34H74L73 39H76V35H77V33H76V32L74 33V31H75V30L78 31L79 28H74V27H76L75 24L77 25V21H74V23H73V21H72L73 19H70V21H68L67 17H65ZM104 20H105V21H104ZM13 21H14V20H12V22H13ZM16 21H18V20H16ZM22 21H23V22H22ZM118 21H119V22H118ZM122 21H123V22H122ZM124 21H125V22H124ZM14 22H15V21H14ZM14 22H13V23H14ZM106 22H107V24L110 22V24H108V26H105V25H106V24H105ZM259 22H261V23L259 24ZM24 23H25V24H24ZM36 23H37V22H36ZM36 23L34 22V23L32 24V21H30V22H29V25H28V27H29V26H30V27L32 26L33 33H29V32H32V31H29V30H32V29H30V28L28 29V27H27V28L25 27L26 30H24V31H26L28 34H30V36H29L30 39H28V38H27L28 36H26V35H28V34H27L26 32H24V31H22V33H23V32H24V34L26 33L25 36H23V37H26L25 39L29 40L30 42H28L27 40H24L23 37L21 38V39H23V40L20 41V44L22 45L21 47H24V46H23V43H25L24 45L27 46L26 49H27V51H29V53H30L29 55H28V53L25 54V52H24L25 50H24V48H23L22 52H23L24 54L21 53L20 56H22V55H23L22 57H25V56H26V57L28 58V60H29L30 63H31L30 58L33 57V62H32L33 65L30 64V63H28V62H27V59L24 58V59H26L25 62H24L23 64L20 63V65H21L23 68H20L21 66L19 67V70L21 69V70H20L21 72L17 70L18 73H20L22 76L24 75L25 78H26V76H25L26 72H27V75L31 72L30 69L32 70V72H31L29 75H34V76H38V75H39V72H38V74H37V71H36V74L33 73V72H34V71H33V68H35V67H34L35 62H36V65H35V66H36V67L38 66V65H37V64H38V59L35 58V59L37 60V61H35L34 56L32 55L31 52H34L35 50L38 51V49H39L40 47H37V46H38V42H36L37 44H34L35 42H34L33 40H31V39H32V38L34 39L35 36H37L38 34L41 35L40 37H42L43 35L46 36L45 33H46V31H47L48 28L46 27V25H45L44 27H43V25H39L38 29H37L36 27H35V28H36V29H35L33 26H36V25H35ZM38 23H37V24H38ZM245 23L247 24L246 21H245ZM27 24H28V23H27ZM101 24H102V25H101ZM103 24H105V25H103ZM249 24H250V23H249ZM15 25H16L17 28L19 29V26H18V25H20L19 22L14 23L13 26H12V28L15 29L16 32L18 31V33H19V31H20L21 29L18 30V29L15 27ZM124 25H125V24H124ZM124 25H123V27H125ZM238 25L240 26V24H238ZM243 25H244V24H243ZM256 25H255V26H256ZM20 26H21V25H20ZM22 26H21V28H22ZM26 26H27V25H26ZM37 26H38V25H37ZM40 26L43 27L42 30H41L42 27L40 28ZM73 26H74V27H73ZM79 26H80V25H79ZM79 26H77V27H79ZM101 26H103V28H102V29H101V28L99 29L98 27H101ZM193 26H194V27H193ZM198 26H199V27H198ZM204 26H205V27H204ZM245 26H247V25H245ZM58 27H59V26H58ZM58 27H57V30H59ZM120 27H121V28H120ZM197 27H198L199 29H198ZM202 27H203L205 30H204ZM263 27H264V26H263ZM12 28H11V29H12ZM39 28H40V29H39ZM44 28H45V29H44ZM61 28H62V27H61ZM201 28H202V30H201ZM23 29H24V28H23ZM27 29H28V31H27ZM55 29H56V28H54V31H55ZM103 29H104V30H103ZM105 29H106V30H105ZM110 29H111V30H110ZM206 29H207V30H206ZM259 29H260V30H259ZM36 30H37V31H36ZM45 30H46V31H45ZM71 30H72V31L74 30V31L71 32ZM101 30H103V31H101ZM199 30H200V33L198 34ZM203 30H204L205 32H204ZM216 30H217V29H216ZM34 31H36V32H34ZM119 31H120V32L122 31V32L120 33ZM125 31H126V30H125ZM197 31H198V32H197ZM201 31H202V32H201ZM38 32H39V33H38ZM55 32H56V31H55ZM79 32H80V31H78V33H79ZM118 32H119L120 34H119ZM263 32H264V31H263ZM20 33H21V31H20ZM20 33H19V34H20ZM34 33H35V34H34ZM37 33H38V34H37ZM56 33H57V32H56ZM66 33H67V30H66ZM72 33H73V34H72ZM103 33H104V32H103ZM114 33H115V34H114ZM126 33H127V35H125ZM206 33H207V34H206ZM239 33H240V32L236 33L237 36H236L235 34H232V35H231V36H232L231 38H230V36H225V37H226V38L229 37V40H231V42L233 41V37H234V35H235L234 42H235V40H237L236 37H237L238 39H239L240 36H241V37H242V36H243V37H246L245 34H242V33L239 34ZM248 33H249L250 35H248ZM31 34H34V36H32ZM36 34H37V35H36ZM42 34H43V35H42ZM75 34H76V35H75ZM116 34H117V35H116ZM121 34H122V35H121ZM202 34H203V35H202ZM238 34H239V37H238ZM261 34H262V35H261ZM20 35H23V34H20ZM20 35H17V33H16L15 36H17L18 38H20V37H19ZM82 35H83V34H79V36L83 37ZM86 35H87V34L85 33L84 36H86ZM108 35H109V36H108ZM115 35H116V36H115ZM15 36H14V40L16 39V41H14V40H13V41L17 44V47H20V46L18 45V43H17L19 40H17L18 38H16ZM261 36H262V37H261ZM77 37H78V36H77ZM81 37H79V38H80L79 40H81ZM116 37H117V38H116ZM120 37H121V38H120ZM122 37H123V39H122ZM222 38H223L224 40H221ZM251 38H253V39L251 40ZM21 39H20V40H21ZM36 39H37V40L39 39L38 36L36 37ZM36 39H35V40H36ZM69 39L67 38V40H69ZM128 39L130 40V41H129L130 43H127V42H128ZM198 39L196 40V42L200 44V41H201V40H198ZM244 39H243V40H244ZM261 39H263V40H261ZM114 40H115V41H114ZM117 40H118V41H117ZM126 40H127V41H126ZM211 40L214 41L215 39H211ZM216 40H218V41H223V42H227V41L229 42V40L226 41V39H225L224 37H221V38H219V39L216 38ZM73 41H74V40H73ZM105 41H106V40H105ZM239 41H240V39H239ZM255 41H256V39H255ZM259 41H258V42H259ZM22 42H23V43H22ZM26 42H27V43H26ZM31 42H32V45H31ZM33 42H34V43H33ZM69 42H70V41H69ZM69 42H67V43H69ZM71 42H72V41H71ZM112 42H113V43H112ZM131 42H132V44H131ZM133 42H134V43H133ZM209 42H210V41H209ZM234 42H232V43L234 44ZM256 42H257V41H256ZM258 42H257V43H258ZM12 43H13V42H12ZM15 43H13V44H15ZM29 43H30V44H29ZM73 43H74V42H73ZM106 43H107V42H106ZM201 43H203V42H201ZM235 43H236V42H235ZM237 43H238V41H237ZM16 44H15V45H16ZM28 44H29L30 46H29ZM112 44H113V45H112ZM210 44H212V45H210ZM222 44H223V43H222ZM222 44H221V45H222ZM227 44H229V43H227ZM230 44H231V43H230ZM230 44H229V45H230ZM233 44H232V45H233ZM11 45H12V44H11ZM34 45H37V46L34 48V47H32V46H34ZM65 45H66L67 47L70 46V45H67V44L63 43V45H62V44H59L58 47H59V46H63V47H64ZM73 45H76V44L74 43ZM125 45H126V46H125ZM129 45H130V47H129ZM223 45H224V44H223ZM225 45H226V44H225ZM28 46H29V47H28ZM71 46H72V45H71ZM71 46H70V47H71ZM13 47H15V46H13ZM21 47H20V49L18 48L19 51L21 50ZM30 47H32V49H34V50L29 49ZM70 47H69V48H70ZM72 47H73L74 49H76V47H78V45H77V46H72ZM110 47H111V48H110ZM122 47H123V48H122ZM211 47H212L213 49H212ZM220 47H221V48H220ZM229 47H230V46H229ZM73 48H72V50H73ZM79 48H80V47H79ZM205 48H204V49H205ZM207 48H209V50H208ZM222 48H223L224 51L222 50ZM226 48H227V46H226ZM28 49H29V50H28ZM77 49H78V48H77ZM77 49H76V50H77ZM107 49H108V50H107ZM120 49H121V50H120ZM128 49H129L130 51H129ZM132 49H133V50H132ZM214 49L219 50V51H218L219 53L216 52V50L213 51V52L211 51V50H214ZM30 50H32V51L30 52ZM39 50H40V49H39ZM76 50H75V51L73 50L75 53H74L73 51L70 50L71 53H73V56H72V55H69V54H70V52H69V53L67 54V56L69 55V57L66 56V58H68V59H69V58H72V59H73L76 55L79 54L78 51L76 52ZM118 50H119V51H118ZM131 50H132V51H131ZM220 50H221V51H220ZM230 50H231V52L228 51V52H230V53L227 52L226 55H231V56H229V57L231 58L232 56L234 57V55H232V54L235 53V52H233L234 50L231 49V48H230ZM232 50H233V51H232ZM109 51H110V53H109ZM121 51H122V52H121ZM126 51H128L129 53H128V52L126 53ZM203 51H204V52H203ZM210 51L212 52V54H214L213 56H215V53H214V52H216L217 55H218V56L216 55L218 58H217L216 56L213 57V58L216 59V61L214 60L215 62H214V61L212 60V58H211L212 54H211V53L209 54ZM222 51H223L224 54L221 55L220 53H222ZM89 53H90V52H89ZM89 53H86V54L89 55ZM101 53H102L103 55H102ZM106 53H108V54H106ZM123 53L125 54V57L122 55ZM205 53H207L206 56H205ZM9 54H10V53H9ZM9 54H8V55H9ZM37 54H38V53H37ZM39 54H40V53H39ZM74 54H75V55H74ZM105 54H106V55H105ZM111 54H112V55H111ZM120 54H121V55H120ZM199 54H200L201 56H200ZM219 54H220V56H219ZM5 55H6V53H5ZM30 55H31L32 57H31ZM34 55L37 56V55L35 54V52H34ZM113 55H114V56H113ZM115 55H116V56H115ZM118 55H119V56H118ZM210 55H211V56H210ZM9 56H10V55H9ZM98 56H99V55H98ZM110 56H111V59H112V57H115V58H113V60L118 59V58L121 56V57H123V58H122L123 61L121 60V62H120L119 64H118V62H117V66L114 65V64H116V62H115L114 64H110V63H111V59H110V61H109ZM117 56H118V57H117ZM199 56H200L204 61L206 60L205 63H203L202 60L199 61V62L197 61V60H198L197 58H199ZM203 56H205V57H203ZM18 57H19V56H18ZM76 57H77V56H76ZM76 57H75V60H76L78 57L80 58V56H78L77 58H76ZM99 57H100V56H99ZM161 57H162V56H161ZM207 57H208V58H207ZM219 57H220V59H219ZM224 57L226 58L225 55H224ZM235 57H236V56H235ZM2 58H4V57H2ZM6 58H7V57H6ZM87 58H88V57H86L85 59H87ZM105 58H106V59H105ZM127 58H129V61H130V62H128V64L126 63V62H127L126 60H128ZM201 58H200V59H201ZM210 58H211V59H210ZM221 58H222V59H221ZM7 59H8V58H7ZM97 59H98V57H97ZM99 59H98L97 61H99ZM166 59H167V60H166ZM191 59H192V58H191ZM207 59H208V60H207ZM227 59H228V56H227ZM231 59H232V58H231ZM231 59H229V60H225V59L222 60V61H223L222 64L224 63V61H226L224 64L227 65V66L229 67L228 62H230ZM0 60H2V65H3L1 69H4V71H5V68H4V60L1 59V58H0ZM70 60H71V59H70ZM118 60H119V59H118ZM124 60H125L126 62H125ZM137 60H138V58H137ZM195 60H196L197 62H196ZM85 61H86V60H85ZM107 61H108V62H107ZM167 61H168V63H167ZM189 61H191V64H189V63H190ZM193 61H194V62H193ZM227 61H228V62H227ZM0 62H1V61H0ZM26 62L29 64L30 67L27 66V63H26ZM105 62H107L108 64L105 63ZM112 62H114V61H112ZM123 62H125V63H123ZM132 62H133V63H132ZM135 62H136V63H135ZM180 62H182V64H180ZM195 62H196V64H193V66H194V69H193V68H192V67H193V66H192V63H195ZM200 62H201V63H200ZM5 63H8V62H6V60H5ZM25 63H26V66H27V67L24 65ZM131 63H132V64H131ZM169 63H170V65H169V67H168L167 65H168ZM183 63H184L185 65H184ZM202 63L205 64V65H203ZM206 63H207V64H206ZM226 63H227V64H226ZM0 64H1V63H0ZM73 64H75V63H73ZM73 64L71 63V65H68V66H70V67H69L70 70L67 69L68 71H71L72 68L75 70V69L80 65V64L77 62V65H78V66L76 67V65H74V66H75V68H74ZM103 64H105V67L103 66ZM172 64H173V66H172ZM198 64H199V67H198ZM217 64H218V66L220 67V64H221L220 61L217 62ZM224 64H223V67L226 69V67L224 66ZM8 65H9V64H8ZM8 65H7V66H8ZM23 65H24L25 67H24ZM31 65H32V66H31ZM110 65H114V67H113V66H110ZM127 65H128V66H127ZM138 65H140V67H139ZM143 65H144V66H143ZM161 65H162V66H161ZM178 65H179V66H178ZM180 65H181V66H184V67H186V66H188V67H186V69L183 67V68H182L183 70H181ZM189 65H190L191 67H190ZM200 65H201V68H200ZM7 66H5V67H7ZM13 66H14V65H12L11 67L8 66V67L6 68V70L8 69V70L10 71V68L13 69ZM68 66H67V67H68ZM101 66H103V67H101ZM106 66H107V67L109 66V69H108V70H107ZM124 66H125L126 68H125ZM135 66H136L137 68H136ZM146 66H147V67H146ZM163 66H164V67H163ZM170 66H171V69H170ZM175 66H176V67H175ZM177 66H178V67H177ZM195 66H196V68H195ZM110 67H111V68H114V70L116 69L117 72H118L119 70L123 69L124 72L126 73V74H124V78H123L122 80H120V79L118 78L119 81H122L121 83H118L119 81L116 80V81H118L117 84H118V87H119L120 91L118 90V91H116L115 93H114V91H115L114 86L117 87V84H116L115 82H114V83H115V84H114L112 81H113V79H115V78H117V77H113V76H112V74H114V73H113V71L110 69ZM116 67H117V68H116ZM121 67H122V68H121ZM128 67H129V69H127ZM138 67H139V68H138ZM152 67H153V68H152ZM159 67H162V69L160 68L161 71L159 70ZM166 67H168V70L166 69ZM174 67H175V68H174ZM197 67H198V69H197ZM223 67L221 66L222 69H224ZM228 67H227V68H228ZM14 68H15V66H14ZM26 68H28L29 70L27 71ZM37 68H38V67H37ZM37 68H35L34 70H36ZM103 68H104V69H103ZM119 68H120V69H119ZM149 68L151 69V72H152V73H154V72L157 73V72H158L157 75H156V73H154L155 75H153L151 72H148V71L150 70ZM155 68H156V67H155ZM164 68H165L167 71L164 70V73H163V69H164ZM189 68H190V69H189ZM208 68H210V67H208ZM1 69H0V71H1ZM25 69H26V70H25ZM143 69H144V70H143ZM169 69H170V70H169ZM176 69H178L179 72H180V71H183V74H184V73L186 74L187 72H189V73H191V75L188 73V75L186 74L185 77H184V76H182V77L180 76V78L182 79V81H181V79H179V80L177 81V83H176L177 85H176L175 90H171V89H172V86H171V85H172V84H173V85L175 84L174 81H172V79L174 80L175 78H177V77L175 76V74H174V72H175V73L178 72V71L176 72ZM222 69H221V71L225 72V71L222 70ZM37 70H38V69H37ZM64 70H65V69H64ZM109 70H110V71H109ZM123 70L121 71L122 74L124 73ZM158 70H159V71H158ZM173 70H174V71H173ZM193 70H195V71H193ZM4 71L2 70V72H4ZM24 71H25V72H24ZM65 71H66V70H65ZM68 71H66V73H63L64 76H65L66 74H67V75L70 74V72H68ZM77 71H78V70H77ZM77 71H75V73H77ZM128 71H129V72H128ZM138 71H139V74H138ZM165 71H166V72H165ZM169 71H170V72H169ZM184 71H185V72H184ZM197 71H199V73H198ZM202 71H203V73H201ZM227 71H228V70L226 69V72H227ZM22 72H23V73H22ZM67 72H68V73H67ZM97 72H98V73H97ZM114 72H115V71H114ZM119 72H120V71H119ZM119 72H118V73H119ZM132 72L135 73V74L137 73V75L132 76V75H133ZM146 72H148V73H146ZM5 73H6V72H4V74H2V73L0 72V74H1V76H2V77L0 76V81L3 80V81H5V82H9V80H10V81H12V82L7 83V85H6V83H5V85H6L5 87L3 86V84H2L3 82H2V83L0 84V86L2 85V86L0 87L1 90L4 91V89L6 88L5 91H9V90H13V89L15 88V86H16V87H17V86L19 87V84H20L21 79L19 80V78H18L19 76H18V75H15L17 72H15L14 74H11V73H10L11 76H10V74H8V73L5 74ZM18 73H17V74H18ZM32 73H33V74H32ZM71 73H72V72H71ZM118 73H116V74H114V75H115V76H116V75L118 76ZM127 73H129V74H127ZM130 73H131V74H130ZM160 73H161V74H160ZM180 73H181V72H180ZM200 73H201V74H200ZM63 74H62V75H63ZM120 74H121V73H119V77H120ZM144 74H145V75H144ZM158 74H160V75H158ZM173 74H174V75H173ZM181 74H182V73H181ZM193 74L196 75V77H195ZM4 75H6V76L4 77ZM62 75L59 77V79H60V78H63ZM75 75H76V74H75ZM98 75H99V76H98ZM125 75H126V77H125ZM128 75H129V76L131 75L130 77H131L132 79H128V77H127ZM146 75H147V76H146ZM170 75H171V77H170ZM192 75H193V76H192ZM7 76H8V77L10 76V77L8 78ZM12 76H13V77H12ZM16 76H18V77L16 78ZM34 76H33V77H34ZM41 76H42V75H39V77H35V78H33V80H32V76H31V77L29 76V77L31 78L30 80L33 81V82H31V81L28 80L29 77L26 78L28 81L24 79V81H25V82L27 81V83H28V84H27V85H28L27 87H29V86L31 85V89L34 90V91H33V90H32V91H33L35 94H36L35 89H37V88H41V87H42V85H41L40 83H37V82H38V79L41 81V80H43V79L45 78L44 76H42L43 78H40ZM121 76H122V75H121ZM157 76H159L160 78L162 77V79H160V81L157 80V82H156V79L159 78V77H157ZM191 76L194 77V78H196L197 80L194 79V78H192ZM200 76H201V77H200ZM11 77H12V79H11ZM14 77H15V78H14ZM24 77H23V78H24ZM112 77H113V78H112ZM122 77H123V76H122ZM130 77H129V78H130ZM155 77H156V78H155ZM172 77H173V78H172ZM120 78H121V77H120ZM125 78H126V79H125ZM184 78H185V79H188V82H187V80H185ZM59 79H58V80H59ZM111 79H112V80H111ZM124 79H125V80H124ZM151 79H155V81H154L155 83H154V82H151V81H153V80H151ZM170 79H171L172 82L170 81ZM18 80H19V81H18ZM22 80H23V79H22ZM36 80H37L36 83L38 84V86H36V83L34 82V81H36ZM127 80H128L129 82H127ZM149 80H150V81H149ZM183 80H185V81H183ZM189 80H191L192 82L189 81ZM194 80H196V81H194ZM205 80H206V79H205ZM17 81H18L19 83H18ZM24 81H23V82H24ZM40 81H39V82H40ZM59 81H61V79H60ZM114 81H115V80H114ZM148 81H149L150 83H148ZM14 82H17V85H16V83H14ZM21 82H22V81H21ZM23 82L21 83L22 86H24V85H23ZM29 82H31L32 84L29 83ZM43 82H44V81H41L42 84H43ZM61 82H62V81H61ZM105 82H106V83H105ZM125 82H126V83H125ZM189 82H190V83H189ZM197 82H198V83H197ZM206 82H207V81H206ZM34 83H35V85H34ZM122 83H123V85H125L124 87H125L126 90H125V89H121V88L123 87ZM124 83H125V84H124ZM146 83H147V84H146ZM181 83L184 84V85H182ZM185 83H187V84L189 83V84L187 85V84H185ZM194 83H195V84H194ZM13 84H14V85H13ZM94 84H95L96 86H95ZM110 84H111V87H110ZM119 84H121L122 87L119 86ZM128 84H129V85H128ZM152 84H153V85H152ZM165 84H166V85H165ZM180 84H181V85H180ZM190 84H191V85H190ZM193 84H194V85H193ZM196 84H197V85H196ZM10 85H11V87H10ZM25 85H26V83H25ZM33 85H34L35 87H37V88H33V87H34ZM40 85H41V86H40ZM126 85H128V86L126 87ZM145 85H146V86H145ZM148 85H149V86H148ZM189 85H190V87H187V86H189ZM22 86H20V87H22ZM39 86H40V87H39ZM104 86H105V87H104ZM147 86H148V87H147ZM161 86H162V87H161ZM163 86H165L164 91H166V93L168 92V93L165 94V95L163 94V93H165V92L162 91V90H163ZM166 86H167V90H166ZM168 86H171V88L169 87V88H170V92H169ZM183 86H185L184 89H183ZM20 87H19V88H20ZM118 87L116 88V90L118 89ZM124 87H123V88H124ZM143 87H144V88H143ZM149 87H150V88H149ZM178 87H179L180 89H179ZM11 88H13V89H11ZM29 88H30V87H29ZM109 88H110V89H109ZM160 88H162V89H160ZM8 89H9V90H8ZM47 89H48V88H47ZM47 89H46V90H47ZM107 89H108V90H107ZM153 89H156V91H157V89L161 90L163 93L161 92V93H159V94H161L163 97H161V95H160V96H157L156 93H155L156 91L153 90ZM24 90H25V91H23V93L26 92L28 89L25 88ZM41 90L45 91V89H41ZM76 90H78V89H76ZM99 90H100V91H99ZM113 90H114V91H113ZM139 90H141L140 93L138 92ZM148 90H149V91H148ZM159 90H158V92H160ZM176 90H177V91H176ZM5 91H4V92H5ZM29 91H30V90H29ZM78 91H79V90H78ZM135 91H137V93H136ZM18 92H19V91H18ZM70 92H71V91H70ZM148 92H149V94H148ZM151 92H152V93H151ZM153 92H154V93H153ZM21 93H22V92H21ZM23 93H22V95H23ZM42 93H45V92H42ZM64 93L66 94L67 92H64ZM76 93H77V92H76ZM88 93H89V92H88ZM88 93H87V95H88ZM91 93H92V92H91ZM91 93H89L88 96H91V97H92V94H91ZM128 93H129V94H128ZM134 93H135V95H134ZM150 93L156 95V97H155L154 95H152L153 97H150V96H151ZM26 94H28V93H26ZM26 94H24V95H25V97H24L25 99L22 98V96H21V99H24L25 101H24V100H21V99H20V100L23 101L22 103H24V104H22V105H25V106L27 107L28 111L31 112V116H30V114L28 115V116H29V119H28V118L25 119L26 116H27V114L29 113L27 110H26V111H27V112H26L27 114H26V113H22V114L20 113L23 109H24L23 111H25V109H26V107H23L22 105H20V104H21V103H20L21 101L18 102V103H20L19 106H18V104H17V106H16V103H17V102L15 103V105H14V103H12V104H13V106H12L13 109H11V112H12V114H13V117L15 116L14 118H17L16 115H19V114L22 116V118H21L20 115H19L18 117H20V118H19L20 120L22 119V120H21L22 124H28V126H29V129H28V130H29V131H28V130L25 131V130L27 129V128H25V126L28 127L27 125H25V126L23 125V126H24V127H23L21 124H20V125L17 124V121H16V120H18V119H16V120L14 119L15 121H14V123H12V126H11V122H8V121H11V120H8V118H7V120H6V119H5V116H4V115H7L6 117H9L10 119L13 118V117H12V118L10 117L11 113H8V111H7L8 109H7V110L4 109V108H7V106L5 105V107H3L4 105H3V106L1 105V107H0V111L2 110V113L0 112V113H1V114H0V122H1V123H0V264H80V263L82 264L83 262H84L83 264H88V263H90V261H88L89 259H91V261H92V258H89V257H88V259H86L87 257H85V256H87L88 253H89L88 255H90V254L92 255V254H93V255L95 256V258L93 259V262L95 261L94 264H99V263H98L99 260H100V263H104V262L108 263V262L106 261L107 259H108V260L110 259V260H109V264H111V263H112L111 260L114 261V258L112 259V257L117 258V259L115 260L117 263H118V261H120V263L122 262V263L125 264V262H126V261H125V259H126L125 255H127V254H128L129 256H130V255L133 256V258H134L135 256H136L135 258H137V256H138L137 259L140 258L139 255H140V254L142 255V253H143V254L146 253V255H147V252L149 253V251H150V253H151V251H152V254H154L156 251H158V249H157L158 246L156 247V246L154 245L155 243H158V245L160 246V248H162L163 250H162V251L159 250V251L156 253V255H152V254H150V255H152L151 257H149V255H147V258L144 257L145 254L142 255V257H143L142 259H143V260L140 258L141 260L139 259V260L137 261V264H140V263H139L140 261H141L142 263H144V264H152V263H153V264H168V260H167L166 258L164 259V257L167 255V253H166L165 251H166L167 248H168L169 250H171V251L174 250V248H172V247H170V246H169V247H170V248H169L168 246H166L167 243L164 244V243H165V240H167L166 237H167L168 235H167V236H164L165 238H163V239L160 238L161 240L158 239V237H159V235H158V236H157V241H155V243H154L153 240H156V239H155V238H156V234H155V236H153V239H152V237L149 238V239H152V242L149 241V240H147V241H148L147 243L151 242V243H150V246L152 247V246L154 245V247H153V248H147L146 250H144L145 247H147V246L149 247V244H147V243L145 242V244H143L142 248H141V246H140L141 250L138 248L139 252H140V251L142 252V253L140 252V254H139L138 250L136 251L137 247H139L138 244H137V245H136V246H137L136 248H135V246L133 247V253L135 254V253L138 252V254H137V255H134V254H130V253H132V252H130V249H128V248H127V249L124 248V249H125V251H124V249L121 248V245H120V247H119V245H117V244L115 243V242H117L118 240H122L121 238H123V234L121 235V232H122L123 230L120 231L119 229H117L118 226L116 227V229H117V232H118V230H119L120 232H119V233L115 232V234H117L116 236H118V237H120V238L118 239V237H115V238H117L118 240L115 239V240H116V241L114 242L115 244L113 243L112 246H111V247H113V246L115 245V247H116V245H117L116 250H114L113 248H108V247H107V244H106V243H107V242L109 243V240H108V239H105V240H108V241L104 242L106 245H103V247L105 246L106 248H103V247L101 248V247H100L101 244H102V242H103V241L100 242V240H99L97 243L99 244L98 246H99L101 249H100V248H97V249H98V251H97V249H95V248H91V247L88 248L87 246H92V245H93L92 243H90V240H89V241H86L85 239H83L84 237L81 236V238H80V237H79L78 235H76V234H77V231H78V230H77L78 224L81 223V221H82V222H86L87 219L91 220L90 217H88V215L91 216V217H93L94 214H95V217H97V216H99V215H102V216H104V215L106 216V215H107L108 218H107V216H106V217L104 216L105 220H106V219H109V217H110V219L112 220L111 217H112L114 214L118 213V208H119V212H122V211H120V210H121V209H125L126 207H124V206H126V204L128 205V204H129L128 202H131V200L134 198V197L131 198V197H132V194L135 193V190H136V189H138V192H137L138 194L140 193V191H141V194H142V193L144 194V191H146V192L148 191V195H149V194H150V195L152 194V195H151V196H152L151 198H154V197L157 196V194L154 192L155 190H156V192L159 191V192H157L158 194H159V193L164 194L163 196H164L165 198H163V197L161 198V197L159 196V197H160L161 199H163V200H159V201H158V198H157L156 200H154V201H157V202H155V203H158V202H159V203L161 204V201H163V202L169 204V205H168V204H164V203L162 202V203H163V204H162L163 207H162V205H160V204H159V206H158L157 204H153V205H156V206H157V207L155 206L156 208H158V207L160 208V207H161L160 210H159V208L156 209V208H154V207L151 206V205H150V207H153V208H150V207H149V204H150V203L152 204V203H154V202H151V201H153V200L150 201V200H149V197H147V195H146V197H147L148 199H147L145 196L142 197L143 194L141 195V198H144V199H143V200H142L141 198H139V199H141L140 202H145L146 199H147L146 202L149 201V204H145V203L142 204V203H141V206H143V207H145V206L147 207V206H148L147 209H149V210H151V209H154V210H155V209H156L155 212H153V213H152V210H151V212H149V213H151L150 215L155 214L154 216L156 217V216H157L156 214L160 215V211H162V212H161V217L163 216L164 218H163V219L161 218V220H164L165 222L167 221V223H169L168 221H170V219L168 220V218H171V217H170V214H168L169 216L167 215L168 217L166 216V218H165V215H163V214H164V210L166 211L168 207L172 206V203H173V202L170 204L171 200L174 201V199H175V197H174L173 199H172V197H173V195H174L176 192H175L174 194L172 193L173 195H171V192H174V190L172 191L173 187L175 186V184H173V183H176V184H177V182H174V181L177 179V175H173L174 173H173V174H172V173H171V174H168L167 172H166V175H163V173H162V172H164L163 170H167V169H163V168H161V167L163 166V163H162V166L160 167L161 170L163 169L162 172H161V177H162V178H160V179H157V178H159V177L155 178V177L158 176V174L160 173V168H159V169L157 168L159 171H158V170H157V171L155 170L156 172H159V173H157L156 175H154L155 172H154L153 170L156 169V167L162 162V161H160V163H159L158 165H155L156 162L154 163V165L156 166L155 168H154L152 165L150 166V167H152L151 169H153V170H152V172H151V171L148 172L150 175L148 174L147 177H144L145 175L142 174V173L140 174V171H139L140 168H137V169H138V170H137L138 172H136V174H134L133 172H132V173L130 172L131 175L133 174V175L131 176V178L135 176V179H136V175H137V176L139 175L138 178H137V180H136V181H133L134 178H132V179L130 178L132 181L127 182V181L125 180V182H124L123 180L127 178L126 176L129 177L130 175H127V174H128V173H127L125 176H123V175H124L123 172L125 171V170H123V169H125V168L123 167V168H122V171H123V172H122V174L120 173V175H122L123 178H122V176H121V177H118V179H120L119 181H123V183H126V185H127V184L130 185V187L127 186V188H126V186H125V187L122 186L123 190L126 188V189L124 190V193L126 192L125 194H127V190H132V191H134V192L131 191V192H132L131 196L128 194L130 197H129L128 195H126V196L129 197L131 200L129 201L128 198H127L128 201L126 200V203L124 204V202H123L122 199H121L122 197H120V198H116V197H115V196H117V194H119V193H118V190L116 189V188H118V187H115V186L113 187V186H111V190H110V189H108L109 187L107 188V186H105V184H107L108 182H110V181L107 182L108 179H110V180H112V179H113V180L116 179L115 176H113V175H114L115 172H117V171H116V170H117L116 168H119L118 166H120V165H119V162H120V161L118 162V160H117V164H118L117 166H116L115 163H114V166H115V167L112 166V165L110 166V167H112V169L115 170L114 173L111 171L112 169L109 168L110 170H108V166H106V170L103 168V169H104L103 171H101V169H102V167H101V169H100L101 172H99V171L97 170V169H99V168H97V167H96L97 169H96V168L94 169V172H95V170H97L100 174H101V173L103 174V179H102V180L100 179L102 175L100 176L99 173H97V172L94 173L93 170H90V169L88 168L87 172L90 170L91 173H92V174H91V177H89L90 172H88L89 175L87 174L88 177H89V178H87L88 180L92 178V179H91V182H90V181L88 182V180L85 179L86 174L83 175V173H82V168H83V167L81 168V165H80V167H78L79 165L77 164V162H78V161H77V160H78V157L81 155L82 158H83L82 150H84V149H90V146L92 145V144H91V145H88V143L86 142L85 137H87V136H84V137H83V138H84L83 140L80 139L81 142H82V141H85L83 144H81V142L78 140V141L80 142L81 145L79 144V142H78V143H75V142H77V141L71 143L72 146H71L70 143L67 144L68 146H66V144H63V145H65V146L67 147V149H66V147L62 148L63 145H61V144L59 143V142L62 141L61 139H63V135H65V133L67 132V131L65 132V130H67L68 127H71V126L73 127L74 125H75L74 127H76V126L79 127V126L76 124V123H77L76 120H75L76 123L73 124V123H74V119H75L74 116H76V112H73V113H75V115L73 116L74 119H73V117H72L73 120H72V119H70V120H72L73 122L71 121V123H70V122H69V121H70L69 118L71 117V115H68L67 112H65V110H64V108H65V107H68V105H66V103L63 104V102H64V101L67 102V98L69 97V94H66V95H67V98L64 96L65 94L62 96L64 99H61L62 103H60V104H61L60 106L64 105L63 108H61L59 105H56V106H59V108H61L60 110H56V109H58V108H57L55 105L52 106V104H51L52 107H51V106H50V108L48 107V110H50V112H51V109L55 107L54 109L56 110V112H55L56 115H54V114H55V113H54V111H55L54 109H52V110H53L52 113H48V114H47L46 112H44L45 115H47L46 117H48V115H49V116H53V115H54V117L56 118V116H57V114H58L57 111H58V112H59V111H61V112L64 111L63 113H60V114H65V113L67 114V115H66V114L64 115V120H63V119H62V120L60 119V118H63V115L60 116L59 114H58V115H59L60 118H57V119H56V122L53 121V123L55 122V124H53V123L51 122V121H52L51 117H50L49 119L47 118V120H49V121H45V119H42V118H41L42 120H44V121L46 122V123H45V122L42 123V125H45V124H46V125H49V124H47V123H50V124L52 123V124H53V125H49V126H50L49 128H48V126H44V127H43V128H44V129H43L44 131L42 130L41 132H43V133H41V134H40L39 132H38L37 134L35 133L37 130L40 129V127H38L39 129H36L37 127L34 128V129H35L34 131L31 130V129L34 127V125L36 126V124H38V123H36V124H34V123H35V120L37 119V116L39 117V115H38V111H39L40 109L38 108L37 113H36L35 110H34V113H36L37 116H35L36 119H35V118H32V121H34V123H33L32 121H30V119H31L30 117H32V116L35 115V114H33V109L37 108V105L34 104L33 107H34L35 105H36V106H35L33 109L31 108V109H32V111H31L30 108H29V106H30L29 103L33 100V98H32V97H31V98L28 97L29 95L27 96ZM32 94H33V93H32ZM62 94H63V93H62ZM70 94H71V93H70ZM72 94H73V93H72ZM95 94H96V95H95ZM115 94H116V95H115ZM131 94H133V95H131ZM146 94H148V95H146ZM173 94H174V93H173ZM24 95H23V96H24ZM114 95H115V96H114ZM129 95H131L132 97L134 96L135 98L133 97V100H132V99H131V96L129 97ZM144 95H145V96H144ZM166 95H167L168 97H167ZM30 96H32V95H30ZM57 96H59V98H60V97H61V93H59V95H57ZM57 96H55L56 99H57ZM88 96H86V97H88ZM33 97H34V95H33ZM143 97H144V99H142ZM145 97H146V99H147V97H148L149 99H152V98H153V99L150 100V101H149V99H147V100L150 102V103H149L148 101H145ZM157 97H158V98H157ZM165 97H167V98H165ZM26 98H27V99H26ZM59 98H58L57 100H59ZM65 98H66V99H65ZM70 98H71V95H70ZM96 98H97V99H96ZM129 98H130L129 101H131V103H132L131 105H132V106L129 105V103H130V102L128 101ZM159 98H161V99L163 98L164 100H161V99H160V100H161V101H160ZM30 99H32V100L29 101ZM34 99H36V98H34ZM56 99H55V100H56ZM68 99H69V98H68ZM126 99H127V100H126ZM168 99H169V102H167ZM177 99H178V98H177ZM26 100L29 101V102L27 103V104H29V106H28L27 104H25V103H26ZM55 100H54V102H58V103L60 102V100H59V101H57V100L55 101ZM90 100H91V99L88 97V101H89V102H91ZM111 100H112V101H111ZM114 100H115V101H114ZM134 100H135V101H134ZM33 101H34V100H33ZM151 101H153V103H154V101H155L156 104H158V105L160 104V106H157V105H154V106H153V107L156 106V107H155L156 112L153 111V110H152V111L149 110V112H152V113H151L152 116H151L150 113H149V116L151 117V121H152L153 123L150 124L151 121L149 120V122H147V123H149L150 125H146L145 122L148 121V120H147V116H145L144 114H145L148 110H147L146 112H145L144 110L146 109V106H147V109H148V106H149V107L151 106V104H152ZM164 101H165V102H164ZM175 101H176V100H175ZM98 102H99V103H98ZM133 102H135V103H133ZM145 102H146L147 104L149 103V105H146V106L144 105V106H145V109L143 110L144 112H143V111H140L141 113H139V112L137 111V110L139 109V107H135V105L138 106L137 104H139V106H141L140 104H141V103H142V104H143V103L146 104ZM162 102H163V103H162ZM166 102H167V103H166ZM33 103H34V102H32V104H33ZM109 103H110V104H109ZM114 103H115V104H114ZM164 103L166 104V105H165V107H166L165 109H164ZM12 104H11V105H12ZM54 104H56V103H54ZM67 104H68V102H67ZM124 104H125V105H124ZM133 104H134V105H133ZM154 104H155V103H154ZM162 104H163V105H162ZM8 105L11 106L10 104H8ZM102 105H103V106H102ZM116 105H117V106H116ZM128 105H129V106H128ZM152 105H153V104H152ZM161 105H162V106H161ZM20 106L22 107V110H19V109L21 108ZM48 106H49V105H48ZM90 106H89V107H90ZM101 106H102L103 109L101 108ZM108 106H109V107H108ZM114 106H115V107H114ZM167 106H168V105H167ZM14 107H17V109L19 108L18 110H19L20 112L18 113L17 109L15 110ZM30 107H31V106H30ZM95 107H96V108H95ZM113 107H114V108H113ZM129 107H130L131 109H130ZM94 108H95V109H94ZM136 108H138V109H136ZM151 108H152V107H151ZM169 108H170V107H169ZM62 109H63V111H62ZM66 109H67V108H66ZM149 109H150V108H149ZM152 109H153V108H152ZM167 109H168V110H167ZM5 110L7 111L8 114H4V111H5ZM12 110H14V112H13ZM69 110H70V109H69ZM122 110H123V111H122ZM130 110H131V111H130ZM140 110H142V108H140ZM166 110H167V111H166ZM6 111H5V112H6ZM9 111H10V110H9ZM23 111H22V112H23ZM45 111H47V110H45ZM72 111H73V110H71V112H72ZM113 111H114V112H113ZM163 111H164V112H163ZM47 112H48V111H47ZM71 112H70V114H71ZM98 112H99V113H98ZM100 112H102V113H100ZM105 112H106V113H105ZM116 112H117V113H116ZM135 112L137 113V115H136ZM142 112H143V113H142ZM198 112H199V111H198ZM40 113H41V112H40ZM40 113H39V114H40ZM44 113H43V114H44ZM53 113H54V114H53ZM68 113H69V112H68ZM73 113H72V114H73ZM85 113H86V111L84 112V115H85ZM129 113H130V114H129ZM153 113H155V114H153ZM23 114L26 115L24 118H23V116H24ZM32 114H33V115H32ZM41 114H42V113H41ZM43 114H42V115H43ZM51 114H53V115H51ZM111 114H112V115H111ZM116 114H117V115H116ZM139 114H141V116H140ZM142 114H143V115H142ZM147 114H148V112H147ZM2 115H3V116H2ZM82 115H83V113H82ZM84 115H83V117H84ZM11 116H12V115H11ZM40 116H41V115H40ZM65 116H66V117H65ZM138 116H139V117H138ZM197 116H198V115H197ZM41 117H42V116H41ZM43 117L45 118L44 115H43ZM54 117H53V120H55ZM57 117H58V116H57ZM67 117H68V119H67ZM112 117H114V118H112ZM119 117H120V118H119ZM212 117H213V116H212ZM214 117H215V116H214ZM214 117H213V118H214ZM3 118H4L5 120H4ZM39 118H40V117H39ZM65 118H66L67 120H69V121H68L69 123H66L67 121H65ZM77 118H78V116H77ZM109 118H110V120H109ZM132 118H133V119H132ZM148 118H149V117H148ZM174 118H175V119H174ZM195 118H196V114L194 115V118L192 117V119H190V120H194ZM24 119H25L26 121L28 120L29 123H28V121H27V123H26V121H25V123H24ZM50 119H51V120H50ZM58 119H60L61 121H64V122H60V124H61L60 127H61V128L59 127V129H58V126H59V125H58V122H57ZM120 119H122V120H120ZM129 119L132 120L133 122H132V121H131V122H128V121H130ZM134 119H135L136 121H135ZM149 119H150V118H149ZM162 119H163V120H162ZM1 120H2V121H1ZM20 120H19V121H20ZM107 120H108V121H107ZM119 120H120L122 123L125 122L124 124L127 123V125L124 126V125L120 122L124 128H126V127H128V128H129V127H130V128H135L136 130H134L133 133H135L136 135L138 134V132H140V134H141V133H143V134H142V135H138L139 137L136 136L135 134H133V136H132L133 139H132V138L130 139V137H131L130 135H132V133L130 134V131H128V129L126 128L127 131H128V133H126V134H128V137H127L126 134H124V133L122 134L123 136L125 135V138L127 137L126 139H125V138L123 139V137L121 136L120 139L116 138V141L113 140L112 142H111V141H108V142H107V143L110 142L111 145H112V143L115 141L116 144L114 143V144L112 145V147H111L110 145H105V144H107V143H106V141H107L106 139L104 140V139L102 138L103 141H105V143L100 142V141H102V139H100V140L98 139L99 141L95 139V137H99L100 135H101L102 137L105 136L106 131L108 130L107 128L110 129L111 126H112V127L114 126V125H113L114 122H115V121H119ZM145 120H146V121H145ZM174 120H175V121H174ZM19 121H18V122H19ZM37 121L39 122L40 119H37ZM37 121H36V122H37ZM58 121H59V120H58ZM111 121H112V122H111ZM126 121H127V122H126ZM142 121H143V123H145L144 125H143ZM144 121H145V122H144ZM21 122H19V123H21ZM31 122L33 123V124H32L33 127L30 129V127L32 126V125L30 126V123H31ZM41 122H43V121H41ZM100 122H101V123H100ZM102 122H103V123H102ZM106 122H107V123H106ZM161 122H162V123H161ZM163 122H164V123H163ZM39 123H40V122H39ZM56 123H57V126H55ZM62 123H64V125L67 124V125H65L66 127H65ZM128 123L131 124V125H128ZM95 124H96V125H95ZM107 124H108V125H107ZM175 124H176V123H175ZM4 125H5V126H4ZM40 125H41V124H40ZM62 125H63V126H62ZM110 125H111V126H110ZM145 125H146V126H145ZM159 125H160V126H159ZM21 126H22L23 128H22ZM52 126H53V127H52ZM93 126H94V127H93ZM97 126L100 127L101 130H100ZM108 126H110V127H108ZM122 126H120V129H121V128L124 129ZM169 126H170V124H169ZM19 127H20V128H19ZM46 127H47L48 129H47ZM55 127H56V128H55ZM63 127H64V129H63ZM72 127H71V128H72ZM80 127H82V126H80ZM80 127H79V128H80ZM102 127H103V128L106 127L107 130L105 131V129H103ZM166 127H167V126H166ZM6 128H7V129H6ZM24 128H25V130H24ZM45 128H46V129H45ZM50 128H51V130H49ZM83 128H84V127H83ZM89 128H90V129H89ZM118 128H119V127H118ZM163 128H164V126H163ZM163 128H161L160 130H162ZM18 129H19V131H20V134H19V132H18ZM20 129L24 130L23 132H24V133L26 132V135H25ZM69 129H70V128H69ZM80 129H81V128H80ZM91 129H92V130H91ZM120 129H119V130H120ZM122 129H121V130H122ZM164 129H165V128H164ZM164 129H163V130H164ZM70 130H71V129H70ZM82 130L84 131V130H86V129H82ZM98 130H99V131H98ZM110 130H111V129H110ZM31 131H33V132H31ZM39 131H40V130H39ZM51 131H53V132H51ZM103 131H105V133H104ZM124 131H126V130L124 129ZM124 131H123V132H124ZM131 131H132V130H131ZM143 131H147L146 134H145V132H143ZM148 131H150L151 133L148 132ZM15 132H16V134H15ZM48 132H49V133H48ZM63 132H64V134H63ZM108 132H109V130H108ZM108 132H107V133H108ZM121 132H122V131H121ZM136 132H137V133H136ZM34 133H35L36 135H34V136L31 135V137H30V134H34ZM61 133H62V134H61ZM91 133H94V134L96 133L97 135H94V134H91ZM148 133H149V134H148ZM22 134H23V135H22ZM38 134H40V137H39V138H38V136H39ZM54 134H55V135H54ZM221 134H223V133H221ZM18 135H19V136H18ZM37 135H38V136H37ZM41 135H42V136H41ZM45 135H46L47 137H46ZM143 135H144L146 138H145V137L143 138ZM16 136H18V137H16ZM118 136H119V135H118ZM135 136H136V137H135ZM140 136H142L141 139H140ZM262 136H264V135H262ZM262 136H261V138H263ZM134 137H135L136 139H135ZM46 138H47V139H46ZM53 138H54V139H53ZM137 138H138V139H137ZM91 139H92V140H91ZM127 139H128V140H127ZM29 140H30V142H29ZM52 140H53V141H52ZM132 140H134V141H132ZM147 140H148V143H149V144H150L151 142H153V143H152L151 145L148 144V145L146 146V144H147V143H146ZM18 141H20V142H18ZM23 141H24V142H23ZM32 141H33L34 143H33ZM46 141H47V142H46ZM49 141H50V142H49ZM57 141H58V143H57ZM117 141H118V142H117ZM136 141H137V142H136ZM149 141H150V142H149ZM259 141H260V140H259ZM122 142L119 143V145L122 144ZM260 142H263V143H264V139H261ZM36 143H37V144H36ZM40 143H41V144H40ZM55 143H56V144H55ZM61 143H62V142H61ZM63 143H64V142H63ZM85 143H86V144H85ZM95 143H96V144H95ZM97 143H98V144H97ZM100 143H102V144H100ZM110 143H109V144H110ZM134 143H133L132 148L135 146ZM140 143H138V144H140ZM73 144H75V145H76V144H79V146L76 145L77 147H74V148H73ZM141 144L139 145V146H141L140 149H142V145H141ZM36 145H37L38 147H34V146H36ZM69 145H70V148H71V149L68 148ZM82 145H83V148H82ZM84 145H86V146H84ZM119 145H118V146H119ZM144 145H143V147H144ZM152 145H153V148L151 147ZM159 145H160V146H159ZM178 145H179V144H178ZM10 146L12 147V149H10V148H11ZM57 146H58V147H57ZM61 146H62V147H61ZM120 146H121V145H120ZM120 146H119V149H120ZM149 146L151 147V149H154V150L151 151V149H149ZM158 146H159V147L162 146V148L159 150V148H157ZM261 146H264V144H262ZM33 147H34V149H33ZM41 147H42V151H43L44 148H47V150H48V151H46V154H47V155L49 154V156L45 155V153H43L44 151H43V152L41 151V154H44V156H45L46 158H45L43 155L41 156L39 152H38V153H39V156H38V155H37L38 153L36 154V153L33 151V150H38V149H40ZM78 147H79V148H78ZM80 147H81V148H80ZM97 147H98V146H97ZM104 147H105V148H104ZM121 147H122V146H121ZM136 147H137V146H136ZM145 147H144L143 149H145ZM147 147H148V148H147ZM154 147H155V148H154ZM35 148H36V149H35ZM37 148H38V149H37ZM57 148H58V150H57ZM138 148H139V147H137V149H138ZM166 148H167V146H166ZM166 148H165L164 150H166ZM171 148H172V147H171ZM174 148H175V147L172 148L173 150H171V153H170V154H174V153L177 154L178 151H177V152L174 151V150H176V149H174ZM176 148H177V147H176ZM260 148H262V149H260V151H263V153L261 154V156H262L263 159H264V150H263V147H260ZM59 149H60V150L62 149L61 152H60ZM81 149H82V150H81ZM113 149H114V150H113ZM121 149H122V148H121ZM121 149H120L119 151H117V150H118V149H117L116 151L120 154ZM133 149H135V147H134ZM137 149H135L134 152H136ZM140 149H139V151L137 150V153H139V152L141 151ZM178 149H179V147L177 148V150H178ZM40 150H41V149H40ZM63 150H64V151H63ZM122 150H124V149H122ZM149 150H150L151 152H150ZM182 150H183L182 153L184 152L183 154L181 153V154H182V158H183V159L185 158V159H184V162H183V165H184V164H185L186 166L188 165V166H187L188 168H189L190 163H192V165H190V166L193 167L198 161H199V163L203 161V159H202V160H201V159L198 160V157L200 156V155H198V153H199V152L201 153L202 150H201V151H189V150H188L189 153L191 152L192 155H195V156H196V157H195V156H194V157L192 156L194 159H193L192 157H189V156H191V153H190V155H189L188 152H185V151H184V150H186V149H182ZM210 150L212 151V150H215V149H214V148H213V149L211 148V149H209L208 151L206 150V154H209V153L211 154ZM62 151H63V152H62ZM69 151H70V152H69ZM72 151H73V152H72ZM85 151H86V150H85ZM106 151H107V152H106ZM142 151H143V150H142ZM147 151L150 152V153H148ZM172 151H173V152H172ZM186 151H187V150H186ZM204 151H205V150H204ZM67 152H68V153H67ZM79 152H81V153L79 154ZM122 152H123L122 154H123L125 157H126V155H127L128 158L131 157V156H133V153H132L133 150H131V152L129 151V154H128V152H127V154H124L125 151H122ZM163 152H165L166 155H163ZM194 152H195V154H194ZM207 152H208V153H207ZM58 153H59V154H58ZM101 153L104 154V156H103L104 158H102ZM131 153H132V155H131ZM142 153H143V152H142ZM146 153H145V154H146ZM165 153H164V154H165ZM200 153H199V154H200ZM33 154H34V155H33ZM60 154H61L62 156H61ZM64 154H65V155H64ZM76 154H77V155H76ZM115 154H116V152H115ZM139 154L141 155V152H140ZM143 154H144V153H143ZM143 154H142V155H143ZM179 154H180V152H179ZM201 154H202V156L204 155L203 158H204L205 160H207L206 158H208V155L203 154V152H202ZM210 154H209V155H210ZM29 155H30V156H29ZM35 155H37L38 157L35 156ZM68 155H69V156H68ZM73 155H74L75 157H74ZM99 155L101 156V159L99 158V157H100ZM123 155H122V156H123ZM128 155H129V156H128ZM130 155H131V156H130ZM76 156H77V157H76ZM116 156H118V154L115 155L114 157L116 158ZM122 156H121V154H120V157H122ZM124 156H123V157H124ZM136 156L139 157L138 154H137ZM143 156H144V155H143ZM157 156H158V155H157ZM180 156H181V155H180ZM180 156H179V157H180ZM186 156H187V157H186ZM205 156H206V157H205ZM85 157L83 158V160L85 159ZM120 157L118 156V158H120ZM137 157H136V158H137ZM140 157H141V156H140ZM159 157H160V156H159ZM179 157H178V154H177V155H176V159H175V161H176V160L178 161V158H179ZM200 157H201V156H200ZM50 158H51V159L54 158V159H52V162H51V160L49 161V162H51L52 164H53V161H55V159H56V161H57V162L55 161L56 163L54 162L53 165L58 164L57 166H60V165L63 164L62 167H63L64 165H67V166H64L63 168L61 167V170H57L58 168L56 169L57 171H59V172L56 171V174L58 175V174L60 173V174L58 175V176L61 177V178L59 177V179H58L60 182L56 181V183H55V181H54V183H53L52 181L48 180L47 178L44 179V180L42 179L44 182H46L45 180H48V181L51 182V183H50L51 188H50V189H44L45 186H46V184H47V183L49 184V182L45 183V186H40V183L42 184V182L39 181L40 183H39V184L36 183V184H37V185H36V184H35V180H34V179H36V178H34V177H37V179H39V178L42 177V173H43V172H46L45 169H44V167H42V165H43V164L46 165L45 162H48V160H49ZM58 158H59V159H58ZM79 158H80V157H79ZM88 158H90V161H91L92 159H94V158L97 159V160H95V161H94V160L91 161V162L94 163V165L97 163V161H100V160H101L100 163L103 162V164H102V163H101L100 165H97V164H96V165L94 166V168H93V163H91V162L88 160ZM106 158L108 159L109 157L107 156ZM112 158H113V157H112ZM132 158L135 159L134 156H133ZM182 158H181V160H183ZM187 158L192 159V161H193V160H196V159H197V160H196V162H195V161L191 162V161L189 160L190 162L187 164V162H186V161H187ZM195 158H196V159H195ZM209 158H210V157H209ZM209 158H208V159H209ZM27 159H29L30 161L27 160ZM31 159H33V161H32ZM73 159H74V160H73ZM86 159H85V160H86ZM102 159H105V160L102 161ZM125 159H126V158H125ZM125 159H123V160H125ZM154 159H156V161L159 160L157 157H156V158L154 157L153 160H154ZM211 159H212V158H211ZM211 159H209V160L212 161V163L214 162L215 164H218V161H217V163H216V161H215L214 159H212V160H211ZM72 160H73L75 163H74ZM81 160H82V159H80V162H81ZM85 160H84V161H85ZM112 160H114V162L116 161L114 158H113V159H110V160H108V161H105V162H106V165H110ZM129 160H130V158H129ZM131 160H132V159H131ZM153 160H152V161H153ZM181 160L179 159V161H181ZM200 160H201V161H200ZM213 160H214V161H213ZM256 160H257V161H258V160H261V158H259V159H254V161H256ZM28 161H29L31 164H30ZM40 161H41L43 164L40 163ZM66 161H67V162H66ZM71 161H72V165H71ZM88 161H89V162H88ZM152 161H151V162H152ZM177 161H176V163H177ZM207 161H208V160H207ZM207 161H205V162H207ZM210 161H208L209 166L211 165V167H212V165H213V166H214V169H216V168H215L216 165H214V163H213V164H210V163H209ZM35 162H36V163H35ZM68 162H69V163H68ZM80 162H79V163H80ZM108 162H109L110 164H107ZM112 162H113V161H112ZM124 162H125V161H124ZM153 162H154V161H153ZM158 162H159V161H158ZM171 162H172V161H171ZM33 163H34V164H33ZM39 163H40V165H38V166L42 167L43 169H40V170H39L40 167L38 168V166H37V164H39ZM51 163H48V164H47L48 166H46V167H48V168L50 169V168L52 167V166H50V165H52ZM59 163H62V164H59ZM81 163H83V162H81ZM85 163H86V162H85ZM85 163L83 164V166L87 168V166H86ZM88 163H91L92 166H91L90 164H88ZM121 163H122V162H121ZM173 163H174V164H172V165H170V166H178V165H180V164H178L179 162L177 163L178 165H177V164L175 165V162H174V161H173ZM202 163H204V162H202ZM26 164H27V165H26ZM41 164H42V165H41ZM49 164H50V165H49ZM122 164H123V163H122ZM206 164H207V163H206ZM208 164H207V165H208ZM44 165H43V166H44ZM160 165H161V164H160ZM197 165H198V163H197ZM197 165H195L194 167L196 168ZM200 165H201V164H200ZM203 165H204V164H203ZM203 165L200 166V167H205V168H203V170H204V169L206 170V168L209 167V166H207V165H206L207 167H206L205 165H204V166H203ZM35 166H37L36 168L38 169V171L35 172V173H38V172H39L38 174H41V175H40L41 177H40L38 174H34L35 176L33 175L34 171L37 170V169L35 168ZM57 166H56V167H57ZM73 166L76 167V169H75ZM126 166H127V165H126ZM166 166H165V167L163 166V167H164V168H167ZM168 166H169V165H168ZM186 166H184V167H186ZM198 166H199V165H198ZM217 166H218V165H217ZM103 167H105V166H103ZM140 167H142V166H140ZM144 167H145V166H143V168H144ZM150 167H148V168L150 169ZM158 167H159V166H158ZM187 167H186V169H184V173H183V174L185 175L186 181H187V179L190 177V183H191V184H189V179H188V182H187V183H185L186 181H185V179H183L185 182H184L183 180H182V181H183L186 185H183V184H182V185H183L185 188H184L183 186H182L183 188H181L180 186H178V184H181V183H178L177 186L180 187V190L177 191L176 194H178V196H179V195H180V191H181V194H182V191L185 190L186 188H188V189H187L188 191H189V190H190V191L192 190V191H191V194H193V193L196 192V193L193 194V195H195V197H198V199H201V198H202V200H200L199 203L197 204V203L194 201V200H196V198H193V195L190 194L191 197H192V199H191V197H190V199H189V200H191V203H190V202L187 201L188 199H186L187 196H188L187 198H189V194L187 195V193H186V194H185L186 196L184 195L185 198L183 197L182 199H186L185 201H187V202L190 203L191 205L197 204V206H196V205H195V206L199 208V209H197V208H194L195 206L193 207V206H190V205H189V208H188V203H186L185 205H186L187 208H188L187 211L190 210L189 212L185 211V213L187 212L186 214H191V215H193L194 213L191 212V211H194V212H195V210H196L197 212H198L199 210L202 211V209L200 208L201 206L204 207L203 209H206V207L209 206V203H210L211 201H213V202H211V203H213V204H212V205L210 204L211 206H215V205H217V204H218L217 201L219 202L220 199H221V197L224 198V194H225V196H227V195L229 194V192L231 191V189H233L234 191L239 192V191L236 189V187H234L235 185H232V184L234 183V180H236V178H234V180H233V178H232V180H230V179H231V178H230V179H229L230 181H229V180L227 181L228 178H227V175H226V173H225L226 171H224V168L222 167L223 170H222V168H221V170L224 171V173H222V175H220V174H221V170H219V169H220L221 166H218L219 168L217 167V169H218V171H220V172H217V173H219L220 176H219V175H218L217 177L215 176L213 182H214V183L217 182V185H219V186H218V187H217V186H214V190H215V192H216V191L218 192V193L216 192L217 195L214 193V196L216 195V196L220 197V196L223 194V191H224V190H225V192H224L223 196H221L220 198H218V197L215 196V198H216V199L218 198L219 200H218V199L216 200L213 196L209 198L210 194H213L212 192H214L213 189H212V192H211V189L208 190V189H206V187L204 186V189H206L208 192H210V194H208L209 196L207 197V196H205V195L208 193L206 190H205V192H206L205 194H204V189L202 190V188H201V191H203L202 194L199 193V192H200V189L197 190L198 187L200 188L201 186H197V187L194 186V187H193L195 181L197 182L198 178L201 176V175H199V174H200V173H203V171H200V173H199L197 170H199V169L202 170V168H199V167H198V169L196 168V171H197V175H196V171L194 172V170H192V169H191V170H192V171H191L190 168L187 169ZM29 168H30V169H29ZM34 168H35V169H34ZM59 168H60V167H59ZM79 168H81V173H82V175H78L79 173L77 174V173L75 172V171H77ZM86 168L84 169V170H85V173H87V172H86ZM143 168L141 169V172H142ZM145 168H146V167H145ZM195 168H194V169H195ZM209 168H210V167H209ZM209 168H208V170H209ZM230 168H231V167L227 168L228 171H229ZM49 169H47V170H48L49 173H50L52 170L50 171ZM51 169H52V168H51ZM64 169H65V171H64ZM67 169H68V172H69L68 174H70L71 176L75 175L74 177H75L76 179H78V181H79V178H80V177L84 176V179H85V183H84V185L82 184V182H83L82 180H81L82 182L79 181V182H77V184H76V182H73V180L71 179L72 177L70 178L69 175H68L67 177L70 178L71 183L74 184L73 186H71V183H68V184H70V188H69V185L66 184V183H67V182H70V180L67 181L66 179H68V178L65 179L66 174H67V173H66V170H67ZM70 169H72V170H70ZM151 169H150V170H151ZM210 169H211V168H210ZM212 169H213V168H212ZM217 169L214 170V171H217ZM227 169H225V170H227ZM25 170H26V171H25ZM33 170H34V171H33ZM41 170H42V171H41ZM120 170H121V169H120ZM146 170H147V169H146ZM187 170H188V171H187ZM208 170H207V171H208ZM23 171H24V172H23ZM27 171H31V172H29V173H30V174L32 173V174H31V175H30V174L27 175ZM40 171H41L42 173H40ZM53 171H54V170H53ZM60 171H61V172H60ZM104 171H106V172H104ZM108 171H111V173H109V175L111 174L114 178L112 177V179H111V177H109V176L106 177L105 173H107ZM132 171H133V170H132ZM186 171H187V172H186ZM210 171H211V170H210ZM210 171H208L207 174L210 175L209 177H210V179H211V178H212V177H211V174H212L211 172H212V171H211V172H210ZM214 171H213V172H214ZM228 171H227V172H228ZM62 172L65 173V175H63ZM71 172H72L73 174H72ZM78 172H79V171H78ZM103 172H104V173H103ZM119 172H120V171H119ZM134 172H135V171H134ZM153 172H154V173H153ZM189 172H190V173H189ZM17 173H19V174H22V173H23L22 175H24V173H25L26 175H25V177L22 176L23 179H18L19 181L17 182V179H16V178H20V177H19V174L17 175ZM53 173H55V172H52L51 174H53ZM75 173H76V174H75ZM96 173L99 174V177H97V175H95ZM143 173H145L144 170H143ZM164 173H165V172H164ZM188 173L190 174V176H189ZM194 173H195V176H193ZM209 173H211V174H209ZM217 173H213V175H214V174L217 175ZM228 173H229V172H228ZM47 174H48V172H47ZM47 174H44V175L48 176L49 174H48V175H47ZM61 174L63 175V178H62ZM107 174H108V173H107ZM151 174H153V175H151ZM183 174L179 175L178 178L180 179V176L182 177ZM186 174H188V175H186ZM204 174H205V172H204ZM207 174L204 175V176H203V174H202L203 178H206V177H207ZM29 175H30V176H29ZM32 175H33V176H32ZM36 175H37V176H36ZM44 175H43V178L45 177ZM57 175H56V176H57ZM92 175H93V177H92ZM94 175L96 176V179L98 180L96 183H95L96 179L94 180V177H95ZM104 175H105V176H104ZM111 175H110V176H111ZM117 175H119V174H117ZM162 175H163V176H166V177H164V180H165V181L162 180V179H163V176H162ZM184 175H183L182 178H184ZM198 175H199V177L197 178L196 176H198ZM224 175H225V176H224ZM17 176H18V177H17ZM26 176H27V178L29 177V180H30V181L34 178V179H33L34 181L32 180L31 184H30V181H28L30 187H32L31 185H36V186L39 185V188H37V187L35 186L33 190H31L33 187L30 189L31 192H30V191H27V190H29L30 187H29V185H28L27 182H26V183L24 182V183L27 185V188H26V185L23 183V181H26V180H24V178H26ZM53 176H54V174H53ZM53 176H50V179L54 178ZM58 176H57V178H58ZM64 176H65V177H64ZM79 176H80V177H79ZM152 176H155L154 178H155L157 181H158V180H162V183H161V182H157V181L155 182L154 179H153V181H152V178H153ZM159 176H160V175H159ZM173 176H176V177H174V179L176 178L174 181H172V178H171V177H173ZM186 176H187V177H186ZM86 177H87V176H86ZM141 177H142V178H141ZM149 177H150V180H149ZM209 177H207V178H209ZM222 177H223V179H220V178H222ZM224 177H226L227 179L224 178ZM55 178H56V177H55ZM57 178H56L55 180H57ZM75 178H73V179H74L75 181H77ZM105 178H106V179H105ZM140 178H141V179H140ZM143 178H144V179H143ZM195 178H196V180H195ZM37 179H36V181H38ZM64 179H65L67 182H66ZM128 179H129V178H128ZM167 179H169V181H166ZM179 179H177L178 182L180 181ZM219 179H220V181H221L222 183H219V182H220V181H218ZM92 180H93V181H92ZM99 180H101V181H99ZM143 180H145V181H144V182H146L145 184H144ZM191 180H195V181H191ZM205 180H208V181L211 182V180H213V178H212L211 180H209V179H205ZM223 180H224V181H223ZM64 181H65V182H64ZM116 181H117V180H116ZM119 181H117L118 184H119ZM182 181H181V182H182ZM199 181H200V179H199ZM199 181H198V182H199ZM203 181H204V180H202L201 182H203ZM16 182H17V183H16ZM61 182H62V183H65V185H64V184H61V185H60ZM80 182H81V183H80ZM93 182H94V184L92 185ZM113 182L115 183V181H113ZM113 182L111 181L110 183L113 184ZM131 182H132V183H131ZM148 182H149V183H148ZM166 182H167V183H166ZM168 182H169V183L171 182L172 184H170V185H172L173 187H171L170 185H167V184H169ZM183 182H182V183H183ZM193 182H194V183H193ZM213 182H212V183H213ZM223 182H225V183H223ZM22 183H23V184H22ZM32 183H34V184H32ZM78 183H79V185H83V186L79 187V186H78ZM86 183H87V184H88V183H91V185H92V186H91V189H92V187H93L95 184H98V183H99L98 185H95L94 188L92 189V190H95L97 194H95V191H92V190L89 188L90 185H86ZM102 183H103L104 185H103ZM110 183H109V184H110ZM121 183H122V182H121ZM152 183H153V184H152ZM192 183H193V184H192ZM199 183H200V182H199ZM205 183H206V182H205ZM212 183H210L209 185L212 186ZM214 183H213V184H214ZM218 183H219V184H218ZM48 184H47V185H48ZM58 184H59V185H58ZM101 184H102V186H101ZM115 184H116V183H115ZM137 184H138V185H137ZM139 184H140V185H139ZM142 184H143V185H142ZM162 184H164V187H163ZM195 184H196V183H195ZM24 185H25V186H24ZM42 185H43V184H42ZM54 185L56 186V189L53 190L52 187L54 188ZM57 185H58V187H59V186H62V187L64 186V187H63L64 190H62L63 188H58ZM66 185H67L68 187H67ZM110 185H111V184H110ZM110 185H108V186H110ZM113 185H114V184H113ZM119 185H120V184H119ZM141 185L143 186V188H142ZM151 185H152V189H151ZM161 185H162V186H161ZM199 185H200V184H199ZM202 185H203V183H202ZM207 185H208V184H206V186H207ZM77 186H78V187H77ZM98 186H99V187H98ZM117 186H118V185H117ZM145 186H146V187H145ZM149 186H150V187H149ZM165 186H166V187H165ZM168 186H169V188H170V187L172 188V189L170 188L171 191H169V193H168L167 190H165V189H168V188H167ZM22 187H24V188L26 189L27 192H26V191L24 192L23 190H25V189H22ZM40 187H44L43 189L41 188V189L43 190V192H42V190H41V193H42V194L39 192V191H40V190H39ZM47 187H48V186H47ZM47 187H46V188H47ZM83 187H84V188H83ZM86 187H88V188H86ZM104 187H106V188H104ZM112 187L115 188V189L117 190V192H114V191H113V193H112ZM120 187H121V186H119V188H120ZM135 187H137V188H135ZM139 187H141V188L139 189ZM202 187H203V186H202ZM209 187H210V186H209ZM209 187H208V188H209ZM215 187H216V188H215ZM48 188H49V187H48ZM57 188H58V190H57ZM65 188H66L67 190H65ZM100 188H102V189L104 188V189H103L104 194H102V193H103V192H102V189H101V191L99 190ZM122 188H121V189H122ZM164 188H165V189H164ZM195 188H196V189H195ZM211 188H212V187H211ZM229 188H230L229 191L226 190V189H229ZM59 189H61L62 191H64V192L62 193V191L60 190L61 193H62V195H61L60 192H58ZM68 189L70 190V192L68 191ZM80 189H81V190H80ZM97 189L99 190V192H97V191H98ZM133 189H134V190H133ZM147 189H148V190H147ZM150 189H151V190H150ZM153 189H154V191H153ZM174 189H175V188H174ZM181 189H182V190H181ZM220 189H221V191H219ZM50 190H51V191L53 190L52 193H54V192L57 191V193H58L57 196H58V197H62V200H61V198H60V200H61V204H62V201L65 203L66 200L69 201L70 199L73 198L72 200H70V201H71V204H74V205H76V206H72V205H69V206H68V204L70 203V201H69L68 204H67V202H68V201H67L65 204H67V206H68L69 208H68L67 206H66V207H67L69 210L66 208V209H64V211H63V212H65V211H69V214H67V217H69V219H70V220H69V219H67V220H69V221L74 220V219H73V216H74V218L77 217L76 219H78L79 215L81 214V210H82V209L80 210V207H81V206L83 207V205L80 206V204H82V203H79V202H78L79 204H78V203L75 204V202H76V201H80L81 198H83L84 200L86 199L85 201H88V200L90 201L89 198H91V202L88 201L89 203H87V202L84 201V203H87L88 205H90V203H91L92 205L94 204V206H97V204H98L97 207L99 208V211L97 210V207L93 208V206H92V207H91V206H88V207H89V208H88L87 205H86V207H85V206H84V207H85L86 209L88 208L87 210H89V209L91 208L92 210L90 209L89 211H90V212L93 211L94 214L90 213V214L87 215V213H88L89 211H88V212L85 211V212H87V213H84V212L82 211L83 216H84V215H85V216L83 217V216L80 215L81 218H80V217H79V218H80L81 221L78 220V222H77V220L75 219L74 223H73V222H72V223H70V222L66 223V222H67V221H66V218H67V217L64 216L65 213H62V210H63V209H60V208H63V205H61V204L59 203L60 201H58V203L60 204L61 207L59 206L58 203H57V207L55 206V204H56V202H57V199H56L57 197L55 198L54 196H55L56 194H52ZM71 190H72L73 193H74L72 197L69 196V195H70L69 193H71ZM88 190H90V191H88ZM113 190H114V189H113ZM149 190H150L151 192L153 191V192L155 193V196H154V197H153V192L151 193ZM176 190H178V189L176 188ZM195 190L198 191V194H197V191H195ZM47 191H48V192H47ZM49 191H50V194L53 195V197H54L56 200H55V204H54V203H53L54 199H51V197L48 196L47 198H50V199H48V200H49V205H48V206H50V207L48 208V207H46L47 204H48V200H47V198L44 199V198H41V196H42L43 194H45V196H46V193H44V192H47V193H48L47 195H49ZM67 191H68V193L66 194L65 192H67ZM76 191H77V192H76ZM79 191H80V192H79ZM81 191H82V192H81ZM105 191H107V192H105ZM119 191H120V190H119ZM121 191H122V190H121ZM121 191H120V194L122 195ZM190 191H189V193H190ZM227 191H228V192H227ZM29 192H30L31 194H33V195H31ZM33 192L40 193V196H39L40 199H38V198L35 196V194H34ZM92 192H93V194H91ZM100 192H101V195H99ZM146 192H145V193H146ZM149 192H150V193H149ZM163 192H164V193H163ZM185 192H186V190H185ZM192 192H193V193H192ZM220 192H222V194H220ZM226 192H227L228 194H226ZM26 193H27V195H26ZM28 193H29V194H28ZM84 193H85V194H84ZM107 193H108V194H107ZM115 193H117V194H115ZM124 193H123V194H124ZM129 193H130V191H129ZM165 193H166V195H165ZM167 193H168V194H167ZM183 193H184V192H183ZM233 193H235V192H233ZM64 194H66L67 199H65L66 197H65ZM68 194H69V195H68ZM83 194L85 195L86 198L83 197V196H84ZM120 194H119V195H120ZM138 194H137V195H136V194H133V196L135 195V200L133 199V200H134V204H133V205H132V204H131V205L129 204V207L127 206V207H128L127 209H129V210H128L129 212H127L126 209L123 211V212L126 211L127 215H128V213H129L128 216H130V215L132 214V213L130 214V211L132 212V210L136 208V207H135V205H136L135 203L137 202V201H136V198H137ZM176 194H175L174 196L177 197ZM38 195H39V194H38ZM38 195H37V196H38ZM59 195H60V196H59ZM63 195H64V198H63ZM71 195H72V193H71ZM86 195H87V196H86ZM97 195H98L99 197H97ZM121 195H120V196H121ZM168 195H169V196L171 195V196L169 197ZM182 195H183V194H182ZM45 196H42V197H45ZM122 196H123V195H122ZM124 196H125V195H124ZM33 197H34V198H35V197L37 198L36 201L38 202V205H37V202L33 199ZM53 197H52V198H53ZM106 197H107V198H106ZM114 197L116 198V200H118V202L121 200V201L123 202L124 205H122V202H121V201H120L121 203L119 202V205H118V203H116V200H115V202H114V199H115ZM117 197H118V196H117ZM139 197H140V194H139ZM167 197L170 198V199L168 200ZM199 197H201V198H199ZM205 197H207V200H209V203H208V201L206 200L207 203H208V204H207L208 206L204 205V204H206V202L204 203V201H203V198H204V200H205ZM68 198H70V199H68ZM95 198H96V199H95ZM123 198H124V197H123ZM212 198H214V200H213ZM63 199H65V201H64ZM92 199H93V200H92ZM94 199H95V200H94ZM101 199H103V200H101ZM125 199H126V198H125ZM193 199H194V200H193ZM198 199H197V202H198ZM44 200H47V202L45 201V202H46V203H45ZM50 200H51L52 202H50ZM58 200H59V198H58ZM74 200H75V201H74ZM81 200H82V199H81ZM137 200H138V198H137ZM167 200H168V201H167ZM210 200H211V201H210ZM39 201H40V202H39ZM41 201H42V202H41ZM72 201H74V202L72 203ZM96 201H97L98 203H96ZM100 201H105V205L103 204L104 202L101 203ZM135 201H136V202H135ZM185 201H184V203H185ZM193 201L195 202L194 204H193ZM81 202H83V201H81ZM182 202H183V201H182ZM215 202H216V203H215ZM44 203H45V205H44ZM50 203H53V204H50ZM64 203H63V204H64ZM95 203H96V205H95ZM112 203H113L114 205H112ZM137 203H138V204L136 205L137 208H138V206H139V209L141 210V208H140L141 206L139 205V204H140V203H139V200H138ZM184 203H183V204H184ZM200 203H201V205H199ZM219 203H220V202H219ZM101 204H102V205H101ZM174 204H175V203H174ZM183 204H182V205H178V207H177L176 209H178V208L181 207V206H182V208H184L185 205H183ZM84 205H85V204H84ZM111 205H112V206H111ZM166 205H168V206H166ZM198 205H199V206H198ZM219 205H220V204H219ZM36 206H37L38 209L36 208ZM39 206H45V208L43 207V208L41 209V207L39 208ZM51 206H53V207H51ZM71 206H72V207H71ZM99 206H100V207H99ZM117 206H118V208H117ZM132 206H134V208H133ZM183 206H184V207H183ZM205 206H206V207H205ZM211 206H210V207H211ZM217 206H218V205H217ZM54 207H55V208H54ZM70 207H71V208H70ZM101 207H103V208H101ZM114 207H116L117 209L114 208ZM121 207H122V208H121ZM130 207H132V210L130 209ZM143 207H142V208H143ZM164 207H165L166 209H165ZM210 207H208V208H210ZM35 208H36V209H35ZM52 208H54L55 210H54V209H53L54 211L51 210ZM64 208H65V205H64ZM85 208H83V209H85ZM100 208H101L102 210H100ZM113 208H114V210L116 209L115 212H114V214H112V213H113L112 211H114V210H112ZM39 209H41L42 211L46 209L45 212L47 213V215L44 216V214H43L44 211H43V213H42V212L39 211ZM57 209H59L61 212H60L59 210H57ZM86 209H85V210H86ZM95 209H96V210H95ZM110 209H111V211H110ZM145 209H146V208H144V210H145ZM163 209H164V210H163ZM184 209L186 210V207H185ZM194 209H195V210H194ZM78 210H79V211H78ZM103 210H104V211H103ZM108 210H109V212H111V214H110V213L107 214ZM178 210H179V209H178ZM181 210H182V209H181ZM55 211L58 212V213L60 212V213H62V214L59 213L60 216H59V214L56 215V212H55ZM95 211H96V213H95ZM138 211H139V210H137V212H138ZM146 211H148V210H146ZM158 211H159V212H158ZM176 211H177V210H176ZM179 211H180V210H179ZM179 211H178V215H176V212L172 213V215L175 214V215H173V217L175 216V217L178 218V216L181 215V214H179V213H180ZM183 211H184V210H183ZM183 211H182V212H183ZM52 212H55V213H52ZM99 212H102L103 214H100ZM105 212H106V214H105ZM123 212H122V213H123ZM133 212H134V211H133ZM156 212H157V213H156ZM190 212H191V213H190ZM199 212H200V211H199ZM41 213H42L43 215H42ZM122 213H121V214H122ZM126 213H125V214H126ZM134 213H136V209H135V212H134ZM192 213H193V214H192ZM195 213H196V212H195ZM203 213L205 214L206 212H203ZM97 214H98V215H97ZM118 214H119V213H118ZM121 214H120V215H121ZM65 215H66V214H65ZM69 215H70V216H69ZM77 215H78V216H77ZM109 215H110V216H109ZM111 215H112V216H111ZM150 215H149L148 213H147V215H146V213H145V214H144V217H146V218L148 219L147 216H149V217L152 219L153 216L151 217ZM172 215H171V216H172ZM183 215H185V214H182V216H183ZM58 216H59V217H61V216L63 217V216H64V218L66 217V218H65V221H66V222L63 220V222H65L66 224H63V223H62V217L59 219ZM121 216H122V215H121ZM121 216H120V217H121ZM123 216H124V214H123ZM123 216H122V217H123ZM133 216H134V217L136 216V217L134 218V217H131V216H130V217L132 218V220L130 219V221H133V218L136 220V218H137L139 215L137 216V215L134 214ZM140 216H141V215H140ZM140 216L137 218V220H139V218H140V219H141V218H142V219L144 218V217H140ZM142 216H143V215H142ZM71 217H72V220H71ZM86 217H87V218H86ZM99 217H101V216H99ZM159 217H160V216H159ZM159 217H158V218H159ZM64 218H63V219H64ZM85 218H86V220H85ZM93 218H94V217H93ZM124 218H126V217H124ZM146 218H144V219H146ZM183 218H185V216H184ZM183 218L179 216V219H177V220H179V221H180V219H181V220H184ZM186 218H190V215L186 216ZM191 218H193V217H191ZM41 219H42V220H41ZM142 219L139 220V223H138V221L136 220V222H137L138 224H140V222H141V225H140V226H142ZM151 219H148V221L150 222L151 225L154 224L155 222L157 223V221L159 220V219L157 220V218H156V219H153L152 221H150ZM175 219H176V218H175ZM111 220H110V221H111ZM135 220H134L133 222H135ZM177 220H176V221H177ZM185 220H186V219H185ZM189 220H190L189 222H188V220H187V221H184V222H185V223L187 222V223H190V224H191V221H192V220H191V219H189ZM110 221H109V222H110ZM143 221H145V220H143ZM153 221H154V222H153ZM29 222H30V223H29ZM106 222H107V221H106ZM136 222H135V223H136ZM146 222H147V221H146ZM149 222H148L147 224H149ZM165 222H164V224H163V225H165V226H163L164 228L167 227V226H169V227H170V226L173 227L171 223H170L171 225L168 224V225L166 226ZM135 223H132V224L135 225ZM137 223H136V224H137ZM156 223H155V224H156ZM62 224H63V225H62ZM68 224H70V226H67ZM72 224H73V225L75 224V226H73ZM76 224H77V227H76ZM82 224H83V223H82ZM130 224H131V223H130ZM132 224H131V226H132V229H133V226H134V225H132ZM138 224H137V225H138ZM143 224H144V222H143ZM150 224H149V225H150ZM64 225H65V226H64ZM71 225H72V226H71ZM127 225H129V224H127ZM60 226H61V227H60ZM62 226H63L64 229H65V228H66V229L64 230V229L62 228ZM66 226L69 227V228H71V229H73V228L75 227L74 229H76V230H75L76 232L74 231V232L71 233L70 231H68V232H69V233H68L66 230H70V229H68ZM79 226H80V225H79ZM145 226H146V224L143 225V227H145ZM123 227H127V228L124 229L125 232H126L127 229H131L130 226L128 227V226L123 225ZM135 227H136V226H135ZM175 227H176V226H175ZM175 227H173V228H175ZM74 229H73V230H74ZM120 229H121V228H120ZM165 229H166V228H165ZM170 229H171V228H170ZM61 230H62L63 232H61ZM151 232H152L153 234L155 233V232H153V230H152ZM168 232H169V229H168V227H167V232H166V233H168ZM74 233H75V235H74ZM159 233H160V232H159ZM63 234H64V235H63ZM65 234H66V235L69 234L67 238H70V240H69V239L66 240V235H65ZM70 234H71V235H70ZM153 234H152V235H153ZM157 234H158V233H157ZM168 234L170 235V233H168ZM43 235H44V236H43ZM61 235H62V236H61ZM72 235H73V236H72ZM120 235H121V236H120ZM152 235H151V236H152ZM160 236L162 237V235H160ZM71 237H72V238H71ZM129 237H131V235H128V236L126 237V242H123L122 247H123V246H130V244H129ZM39 238H40V239H39ZM48 238H49V239H48ZM74 238H75V240H72V239H74ZM123 239L125 240V237H124ZM168 239H169V236H168ZM43 240H44V241H43ZM45 240H46L47 242H46ZM48 240H49V241H48ZM83 240H85L86 242H88V244L90 243L91 245H88V244H87V246H86V243H85V241L83 242ZM102 240H104V239H102ZM124 240H123V241H124ZM132 240H133V242H136V240H135V238H134L133 236H132ZM163 240H164V241H163ZM91 241H92V240H91ZM130 241H131V240H130ZM158 241H160V243H159ZM82 242H83V247H84V248L82 247V244H81ZM93 242H94V241H93ZM110 242H111V241H110ZM84 243H85V245H84ZM100 243H101V244H100ZM127 243H128L129 245H127ZM130 243H131V242H130ZM94 244H95V243H94ZM133 244H134V243H131V246H133ZM60 245H61V246H60ZM79 245H80L82 248H81ZM108 245H110V244H108ZM146 245H147V246H146ZM85 246H86L88 249H87ZM96 246H97V244H96ZM131 246H130V247H131ZM163 246H164V247H163ZM93 247H94V245H93ZM109 247H110V246H109ZM85 248L87 249L86 252H84V251L86 250ZM119 248H120V249H119ZM154 248H155L156 250H155ZM160 248H159V249H160ZM165 248H166V249H165ZM94 249H95V250H94ZM150 249H151V250H150ZM176 249H177V248H176ZM176 249H175V250H176ZM122 250H123V252H124L125 254H124V253L122 254ZM126 250L128 251V253L126 252ZM148 250H149V251H148ZM153 250H155V252H154ZM175 250H174V251H175ZM90 251H91V252H90ZM104 251H107V252H104ZM115 251H116V252H115ZM145 251H147V252H145ZM186 251L190 252L191 249L186 250ZM103 252H104V253H103ZM113 252H114V253H113ZM167 252H168V251H167ZM116 253H117V254L119 253V254H120V255L118 254L119 256H121V255H123V256L120 257V259H118V257H117L118 255H117ZM165 253H166V255L164 256ZM172 253H174V252H172ZM85 254H86V255H85ZM102 254H105V256L102 255ZM111 254H112V255H111ZM114 254H116L117 256H114ZM179 254H180V255H183V254H185V253L180 251ZM91 255H90V256H91ZM93 255H92V256H93ZM128 255H127V256H128ZM162 256H163V257H162ZM168 256H171V253L169 254V252H168ZM80 257L82 258V260H81L82 262L80 261V259H81ZM124 257H125V259H124ZM161 257H162L164 260H162ZM84 258H85V260H83ZM100 258H101V259H100ZM127 258H128V257H127ZM131 258H132V257H131ZM131 258L129 257V259H131ZM133 258H132V260H133ZM135 258H134V260H135ZM102 260H104V262H103ZM117 260H118V261H117ZM121 260H124V262L121 261ZM126 260L129 261L128 259H126ZM101 261H102V262H101ZM78 262H79V263H78ZM134 262H135V261H134ZM134 262H133V263L131 262V263H132V264H136V262H135V263H134ZM91 263H92V262H91ZM106 263H105V264H106ZM113 263L115 264V262H113ZM126 263H127V262H126ZM129 263H130V262H128L127 264H129ZM142 263H141V264H142ZM169 263H170V262H169Z\"/></svg>","mask_w":264,"mask_h":264}]
</instances>
